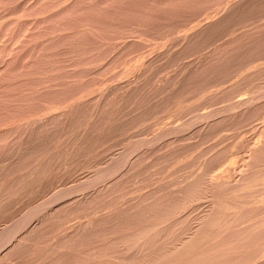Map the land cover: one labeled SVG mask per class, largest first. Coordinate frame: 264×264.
<instances>
[{"label": "rangeland", "instance_id": "1", "mask_svg": "<svg viewBox=\"0 0 264 264\" xmlns=\"http://www.w3.org/2000/svg\"><path fill=\"white\" fill-rule=\"evenodd\" d=\"M211 1V2H210ZM0 0V180L3 178V176H4V179H2L1 180V183H0V189L2 190V191H4V192H0V196L2 197V198H5V199H3L2 200V198L0 197V207H4V208H0V232L2 231V233H0V238L1 237H3V239L5 240V237L4 236H6V234L7 233H9V231H10V233H9V235L11 236L10 238L9 237H6V238H9V244H8V239H6L7 240V243L6 244H8L7 246H2V248L0 247V256L2 255V254H4L3 255V257L1 256L0 257V264L2 263V264H9V261H10V264L12 263V264H30L31 262V264H33V263H36V264H54L55 262H56V264H57V262H59L58 264H60L61 262V264H68L69 263V261H75V260H73V259H76V261H75V263L74 262H71L72 264L74 263V264H86L85 262H88L87 264H95V263H97V264H99L102 260H103V256L105 257V254L103 253V252H99L98 251V249H97V251L95 250H93V253L91 252V254H89V256H87V254L88 253H86V255L85 254H81V252H77V253H79V254H77L76 252H75V250H78V249H80L81 247H78L77 249H76V245L77 244H79V243H82V242H80V241H85V242H83V244L85 243V245L88 243V242H90V240H88V238H89V236H90V239L92 240V239H94L95 237H97V238H99L100 236H95V235H97V234H95L93 237H92V234H94L93 233V231H91V230H93L92 228H95V226H97V227H103L105 224L107 225H109L108 227H110V226H113V225H116L117 223H119V222H121L120 223V225L122 224V221H123V219H124V217L122 218V217H120V215H118L117 213H119V211H124L122 208L124 207L125 209H128L127 207L129 206L130 207V205L129 204H132L133 206H131V208H135V207H139L140 209V211H141V213H142V210H141V207L143 208V204H147V202L146 203H144V202H142L143 204H142V206H140V204H141V201L142 200H144V199H146L149 203L151 202V198L153 199V201H154V203H155V200L156 199H159V201L160 202H162V200H163V198H164V203L166 202L165 201V199L167 198L166 196L165 197H161L160 196V194L162 193H168L169 194V192H171V191H173V193L172 194H174V195H177V194H175V192L174 191H176V193L178 192V194H179V191H178V189L179 188H181V186H183L184 184H185V182L187 181V179H189V178H191L190 176L189 177H187V178H185V180L183 181V179H182V181H181V179H179L178 180V178H183V176L184 177H186V176H188V174L189 175H193V174H198V177L196 176V175H191L192 176V178L191 179H193V178H198V179H200L201 177L199 176L200 174V172L201 171H198V170H201L202 169V175L201 176H203V172H205L204 170H206V173L208 172V174H210V173H212V174H218L219 172H217L218 170L220 171V169L221 170H223V171H220L221 172V174L219 173V175H221V176H219V175H216V177H215V175H213V176H210V175H212V174H210V175H208L207 174V177H208V179H207V177L205 176V180L207 179V180H213L214 179V177H215V179L217 180V176H218V180L217 181H224L223 180V178H225V174L227 175L228 174V171H231V172H233V173H235V174H231V172H230V177L232 178V179H229L230 177H228L229 176V174L226 176V178L228 177V179L226 180V178H225V182L227 181L228 182V180H233V181H237V178H238V176L240 175V174H244V173H247V172H250V170L251 169H254L255 170V167L254 168H252L251 166H252V164L254 163V165H255V163H256V161H257V156L256 157H253L254 155H252V154H254V153H252V149L253 148H255V147H257L258 145L257 144H255L257 141L255 140V138L257 139V134L259 135L260 133H262L264 130H262V129H264V128H262V126L264 127V119L263 120H261V123L263 122V124H262V126L261 125H258L259 123H260V120L258 119V118H260V117H262V115H263V110L264 109H262L263 107H261V105L263 106V101H264V99L262 100V99H260V100H262V101H260L259 102V99L258 98H256L255 96H259L260 95V97L262 96V98H264V89L262 88V87H264V77H262V75L264 76V73H263V71H264V65H261V63H259V61L261 62V60L262 61H264V55H263V57H262V54H263V52H262V49L264 50V33H263V31H264V7H261V8H256V7H254V8H256V10L254 9V8H252V9H254V10H251V8L249 7L248 9H250V10H248L249 12L251 11V13L249 14V12H247V10L245 9H243V10H241V13H242V16L240 15L241 13H239V15H235V12H233L234 13V15H233V13H231L230 12V10H228V9H230L235 3H237V2H239V0H234V1H232V0ZM219 1V2H218ZM234 2V3H231V2ZM241 1V0H240ZM208 4H207V3ZM212 4V5H211ZM231 4V5H230ZM233 4V5H232ZM262 4H264V0H262V2H261V6H264V5H262ZM228 5V6H227ZM258 6H260V4L258 5ZM257 6V7H258ZM228 7V9H226ZM200 8V9H199ZM201 8H203V10L201 9ZM221 8V9H220ZM247 8V7H246ZM263 8V9H262ZM211 9V10H210ZM215 9V10H214ZM242 9V8H241ZM260 9H262V10H260ZM206 10V11H205ZM219 10H220V12H219ZM224 10H225V12L228 14V15H225L226 13L224 12ZM228 10V11H227ZM192 11V12H191ZM201 11V12H200ZM204 11V12H203ZM222 11V12H221ZM243 11V12H242ZM247 12L246 14H245V12ZM252 11H254V12H256L257 11V17L256 18H258V19H256V20H254V18H255V14L256 13H254V12H252ZM258 11H259V13H258ZM188 12V13H187ZM237 12H240V10L239 11H237ZM236 12V13H237ZM260 12L262 13L261 15H260ZM219 13V14H218ZM229 13H230V15H229ZM185 14H186V16H185ZM200 14V15H199ZM221 14V15H220ZM223 14V15H222ZM232 14V15H231ZM238 14V13H237ZM254 16H252V15ZM259 14V15H258ZM216 15V16H215ZM225 15V16H224ZM245 17H244V16ZM248 15H249V17H248ZM250 15H251V17H250ZM263 15V16H262ZM239 18H238V17ZM241 16V17H240ZM262 18H261V17ZM189 17V18H188ZM196 17V18H195ZM216 17H218V18H216ZM230 17V18H229ZM231 17H233V18H231ZM249 18V22L247 21V19ZM253 17V18H252ZM195 18V19H194ZM215 18V19H214ZM226 18V19H225ZM237 18H238V20H237ZM241 18V19H240ZM243 18H244V20H243ZM190 19H192V21L190 20ZM217 19V20H216ZM240 19V20H239ZM253 19V20H252ZM260 19H261V21H260ZM183 20H185V21H183ZM212 20V21H211ZM214 20V21H213ZM232 20H233V22L235 23H233L232 22ZM237 22H236V21ZM251 20L254 22V23H256V26L255 25H253L254 23L252 22L251 23ZM239 21V22H238ZM241 21H242V23H244L245 22V24H246V26H245V24L243 25V24H240V25H238L239 23H241ZM255 21H257V22H255ZM259 21H260V23H259ZM263 21V22H262ZM182 22H183V24H185V25H183L182 24ZM187 22V23H186ZM193 22V23H192ZM222 22H224V23H222ZM232 22V23H231ZM247 22H248V25H247ZM167 23H168V25H167ZM173 23V24H172ZM202 23V24H201ZM215 23V25L213 26L212 24H214ZM216 23H217V25H218V27H217V25H216ZM221 23V25H220V27H219V24ZM228 23V24H227ZM236 23H238L237 25H236ZM260 24H262V25H260V26H262L263 28H261L262 29V31H261V29H259V25ZM206 24H207V27H206ZM208 24H210V26L208 25ZM223 24V25H222ZM224 24H227L225 27H224ZM161 25V26H160ZM172 25H174V26H172ZM199 25V26H198ZM211 25H212V27H211ZM231 25V26H230ZM168 26V27H167ZM182 26V27H181ZM237 26H239L238 28H235V27H237ZM243 26H245V27H243ZM257 26H258V29L260 30H257ZM160 27V28H159ZM165 27V28H164ZM177 29H176V28ZM204 27H206V28H204ZM209 27V28H208ZM215 27H217L216 29H215ZM223 27V28H222ZM244 28V30H248V28L250 29L249 31H253L252 33L251 32H247V30H246V33H247V35H246V33L243 31V28ZM250 27H252V28H256V29H252V28H250ZM171 28V29H170ZM213 28L215 29V30H218V32L216 31V33H215V31H214V33H213ZM221 28V29H220ZM227 28V29H226ZM230 28V29H229ZM231 28H233L234 29V31H233V29H231ZM240 28V29H239ZM164 29V30H163ZM175 29V30H174ZM186 29V30H185ZM197 29V30H196ZM206 29V30H205ZM229 29V30H228ZM163 30V31H162ZM195 30V31H194ZM203 30H205V32H203ZM226 31V33H228V32H231V33H228V34H226L225 33V31ZM228 30V31H227ZM176 31V32H175ZM199 31V32H198ZM221 31V32H220ZM242 31V32H241ZM259 31V32H258ZM152 32V33H151ZM162 32V33H161ZM167 34H166V33ZM203 34H202V33ZM224 32V33H223ZM172 33V34H171ZM176 33V34H175ZM195 33V34H194ZM200 33H201V35H203V36H200ZM219 33H223V34H219ZM237 33H238V38H239V41H238V39L236 38L237 37ZM239 33H242V34H244V35H242V34H239ZM249 33V34H248ZM251 33V34H250ZM256 33L258 34V35H256ZM186 34V35H185ZM189 34L192 36V37H190V39H189ZM219 34V35H218ZM235 36H234V35ZM254 34H255V37H259L258 39L257 38H255L254 37ZM261 34V35H260ZM146 35V36H145ZM163 35V36H162ZM205 35V36H204ZM210 35H211V37H210ZM216 35V36H215ZM221 35V36H220ZM225 35V36H224ZM229 35V36H228ZM251 35V36H250ZM184 36H185V38H184ZM196 37L195 39L193 38V37ZM210 38H209V37ZM213 36V37H212ZM263 37V39H262V37ZM179 37H182V38H180L181 39V43H183V42H185V41H187L188 42V40H193L192 42V44H190V46H188L187 44L188 43H186V45L184 46V44H181L180 43V45L183 47H181V48H179L181 51H183V49H187L188 47H190V49H191V51H190V49H187L186 51H183L182 52V54L185 52L186 54H188L187 56L185 55V53H184V55L183 56H185L184 58H182L181 57V55L182 54H180L179 56H178V54L181 52L179 49H177V47L178 46H180V45H178L179 44V40H178V38ZM187 37H188V40H187ZM208 37V38H207ZM221 37V38H220ZM225 37V38H224ZM240 37H242V38H240ZM246 37L248 38V37H250V38H253V39H246ZM147 38V39H146ZM167 38V39H166ZM172 38H175L174 40L172 39ZM192 38V39H191ZM207 38V39H206ZM213 38V39H212ZM216 38V39H215ZM128 39V40H127ZM184 39H185V41H184ZM224 39V40H223ZM245 39V40H244ZM150 40V41H149ZM171 40V41H170ZM195 40H197L196 42H195ZM199 40V41H198ZM214 40V41H213ZM216 40V41H215ZM231 40V41H230ZM244 40V41H243ZM250 40V42L252 43V41L254 40V42L256 43V45L257 46H255V43L253 42L252 44L255 46H252V44H250V42H247V41H249ZM263 40V41H262ZM183 41V42H182ZM204 41V42H203ZM236 41H238L239 42V44H238V42H236ZM243 41V42H242ZM247 42V43H244V42ZM258 41L260 42V41H262L263 42V45L261 44V42H260V44L258 43ZM130 42V43H129ZM171 42V43H170ZM175 42V43H174ZM178 42V43H177ZM191 42V41H190ZM189 42V43H190ZM204 44H203V43ZM207 44H206V43ZM212 42L214 43L213 45H212ZM232 42V43H231ZM243 44V46L245 45V44H247V46L245 45L244 46V48L243 47H241L242 45H241V43ZM123 43V44H122ZM135 43V44H134ZM147 43V44H146ZM177 43V44H176ZM197 43V45L198 46H196L195 44ZM199 43H200V46H199ZM203 44V46H202V44ZM208 43L210 44V45H208ZM170 44H171V46H170ZM175 44H176V48L174 47H172V46H175ZM216 44V45H215ZM223 44V45H222ZM231 44V45H230ZM125 45V46H124ZM127 45V46H126ZM212 45V46H211ZM222 47H221V46ZM238 45V46H237ZM241 45V46H240ZM248 45H249V47H250V45L253 47V48H255L256 50H257V48H258V50L256 51L255 49H253L252 47H248ZM260 45H262V46H260ZM170 46V47H169ZM206 46V47H205ZM209 46V47H208ZM241 47V50H240V48H238V47ZM260 48H259V47ZM122 47V48H121ZM124 47V48H123ZM132 47V48H131ZM169 47V48H168ZM184 47H187V48H184ZM194 47V48H193ZM199 47V48H198ZM209 48L208 50H211V51H209L208 52V56L207 55H205L206 53H207V51H206V49L204 50V48ZM220 47V48H219ZM247 47V48H246ZM257 47V48H256ZM130 48V49H129ZM170 48H172V50L173 49H177L178 51H176V53H174L173 51L171 52V49ZM200 48L202 49L203 48V50L200 52ZM219 48V49H218ZM221 48H222V50H221ZM121 49V50H120ZM144 49V50H143ZM242 49H244V50H242ZM246 49H248V50H246ZM249 49H252V51L251 50H249ZM260 49V50H259ZM129 50V51H128ZM170 50V51H169ZM113 51V52H112ZM120 51V52H119ZM128 51V52H127ZM169 51V52H168ZM193 51H195L196 52V54L195 55H189V53L191 52V54L193 53H195V52H193ZM203 51H205L204 53H202ZM215 51V52H214ZM219 53H218V52ZM224 51V52H223ZM227 51H229V52H227ZM242 51V52H241ZM250 52V54H247V53H249ZM129 54H127V53ZM148 52V53H147ZM197 52H199V53H197ZM213 52V53H212ZM222 52V53H221ZM231 52V53H230ZM235 52V53H234ZM244 52V53H243ZM246 52V53H245ZM253 52V53H252ZM261 52V54L260 55H258L259 53ZM165 53H167V55L168 56H166V54ZM169 53V54H168ZM171 53H173V54H171ZM178 53V54H177ZM225 53H227L226 55H225ZM228 53H230V54H228ZM243 53V55H241ZM252 53V54H251ZM255 53V54H254ZM115 54V55H114ZM121 54V55H120ZM135 54H136V56H135ZM160 54H161V56H160ZM162 54H164L166 57H168V59L166 58V60L164 61L162 58L164 57ZM174 54H175V56H174ZM199 54V55H198ZM201 54V55H200ZM203 54H204V56H203ZM231 54H233L231 57H229V55H231ZM234 54H235V56H234ZM245 54V55H244ZM126 55V56H125ZM132 57H131V56ZM214 57H212V56ZM224 55L228 58V60H227V58L226 57H224ZM250 55H252L251 57H250ZM254 55H257V57L256 56H254ZM123 56V57H122ZM163 56V57H162ZM173 56H174V58H173ZM177 56H178V58H177ZM201 56V57H200ZM222 56V57H221ZM238 58H237V57ZM245 56V57H244ZM256 57L255 59H253L254 57ZM258 56H261L262 57V59L260 58V57H258ZM141 57V58H140ZM160 57H161V59H160ZM179 57H180V59H179ZM203 57V58H202ZM204 57H206L207 59H205ZM209 57V58H208ZM217 57H219L218 59H217ZM233 57V58H232ZM236 57V58H235ZM244 57V58H243ZM248 57V58H247ZM133 58V59H132ZM164 58V59H165ZM191 58H193V59H191ZM199 60H197V59ZM220 58H221V60H220ZM225 60H224V59ZM229 58H231V59H229ZM240 58V59H239ZM253 59L252 61L250 60V59ZM137 59V60H136ZM143 59H144V62H143ZM214 59V60H213ZM216 59V60H215ZM223 59V60H222ZM234 59H237L236 61L234 60ZM238 59L240 60V61H238ZM242 59V60H241ZM246 59V60H245ZM257 59V60H256ZM260 59V60H259ZM115 60V61H114ZM124 60V61H123ZM160 60V61H159ZM184 60H186V61H184ZM195 60H196V62H195ZM201 60H203V62L201 61ZM205 60V61H204ZM211 60V61H210ZM234 60V61H233ZM247 60H249L248 62H245V61H247ZM257 62H256V61ZM120 61H122V62H120ZM147 61V62H146ZM164 63H162V62ZM169 61V62H168ZM183 63H181V62ZM213 61V62H212ZM218 61V62H217ZM227 62L228 64H230V66H231V69H229L230 68V66L228 65L227 66V63L226 64H223V62ZM241 61H243V68L245 69V67H246V69L244 70L242 67H240V64H241ZM109 62V63H108ZM172 62V64H170ZM185 62L187 63V65H185V67H183L184 66V64H185ZM196 63V64H194V63ZM198 62V63H197ZM202 62V63H201ZM215 62V63H214ZM220 62V63H219ZM234 62H236L237 63V65H236V63L234 64ZM253 62V63H252ZM99 63H104V64H99ZM161 63V64H160ZM192 63V66L191 65H189V64H191ZM240 63V64H239ZM248 63V64H247ZM117 64V66L115 67V65ZM118 64H119V66H118ZM167 64V65H166ZM202 64V65H201ZM205 64V65H204ZM211 64V66H213V67H211V66H209ZM218 64V65H217ZM221 64V65H220ZM224 66H223V65ZM231 64H234V65H231ZM255 64H258L259 66H257L256 65V67H258L259 69H257L256 67H254V65ZM262 64H264V63H262ZM107 65V66H106ZM112 67H111V66ZM143 65H145V66H143ZM160 65V66H159ZM163 65V66H162ZM165 65V66H164ZM168 65H169V67H168ZM172 65V66H171ZM248 67H247V66ZM250 65H252V67L254 68H250L251 66ZM121 66V67H120ZM161 66L163 67V69L161 68ZM194 69H192L191 67ZM198 66V67H197ZM217 66V67H216ZM219 66H220V68H221V72H222V74L224 75H222L220 72H217V68H219ZM222 66V67H221ZM236 66V67H235ZM261 66H263V69L262 68H260ZM119 67V68H118ZM131 67V68H130ZM145 67V68H144ZM166 67H168V68H165ZM171 67V68H170ZM191 69H189V68ZM196 67V68H195ZM224 67H226V68H224ZM239 67H240V69H239ZM103 68V69H102ZM114 68H116L115 70H113ZM144 68V71L142 70ZM172 68L173 69H175V70H172ZM181 68V69H180ZM187 68V69H186ZM202 68V69H201ZM209 68H211L212 69V73H211V71H210V69ZM214 68V69H213ZM220 68L218 69V71H220ZM224 68V69H223ZM235 70H234V69ZM95 69V70H94ZM107 69V70H106ZM136 69V70H135ZM161 69V70H160ZM165 69V71H163ZM170 69V70H169ZM183 69H185V70H183ZM189 69V70H188ZM200 69H201V71H200ZM207 69V70H206ZM223 69V70H222ZM225 69H226V71H229V72H226L225 73ZM236 69H238V70H236ZM243 69V70H242ZM248 69V70H247ZM253 69V70H252ZM255 69H257L259 72H261L262 74H261V77L263 78L262 80L260 79V78H258L256 75L255 76H253V77H257L255 80L253 79V80H251V78H253V77H251V76H249V74L251 75V74H254V73H257L258 71L257 70H255ZM111 70V71H110ZM173 72H175V75L174 76H172V71ZM177 70H179V71H177ZM182 70V71H181ZM186 70L188 71L187 73H186ZM209 70V71H208ZM233 70V71H232ZM253 71L254 72V70L256 71V72H254V73H246L248 76H249V79H250V81H252V82H250L249 81V79H247L249 82H247V80L246 79H242V78H244V76L246 75L245 74V72H248V71ZM183 71H185V72H183ZM204 71H205V74H204ZM223 71H224V73H223ZM239 72V73H236V72ZM127 72V73H126ZM161 72H163V73H161ZM169 72V73H168ZM180 72V73H179ZM191 74H190V73ZM194 72V73H193ZM201 73V75L199 76V74ZM202 72H203V74H202ZM209 73L210 75L208 76L207 75V73ZM217 72V73H216ZM95 73V74H94ZM112 73V74H111ZM114 73V74H113ZM131 73V74H130ZM142 73V74H141ZM147 73V74H146ZM178 73V74H177ZM214 73H216V75L214 74ZM222 75H220V74ZM228 73H229V75H228ZM235 73H236V76H235ZM242 73V74H241ZM102 74V75H101ZM139 74V75H138ZM141 74V75H140ZM159 74H160V76H159ZM180 74V75H179ZM187 76H186V75ZM212 74L215 76H213L212 77ZM219 74V75H218ZM238 74V75H237ZM110 75V76H109ZM150 75V76H149ZM167 75V76H166ZM179 75V76H178ZM225 75H227L228 77H226ZM234 75V76H233ZM242 75H244V76H242ZM103 76V77H102ZM114 76V77H113ZM117 78H116V77ZM122 76V77H121ZM138 76V78H136ZM162 76V77H161ZM181 76V77H180ZM185 76H186V78H185ZM202 76H203V78H202ZM206 76H208L207 78H205ZM240 76L242 77V78H240ZM247 76V77H248ZM102 77V78H101ZM112 78V81H111V78ZM121 77V78H120ZM142 78V79H144V80H140L139 78ZM169 77V78H168ZM181 78L182 79V77H183V79L180 81L178 78ZM191 77V78H190ZM212 77V78H211ZM218 78L219 80H215V78ZM223 77H224V79H223ZM226 77V78H225ZM231 77H233V78H231ZM236 79H235V78ZM237 77H239V78H237ZM246 77V76H245ZM246 77V78H247ZM99 78V79H98ZM163 78H164V80H163ZM167 78V79H166ZM172 78V79H171ZM175 78H177V80H178V82H177V80L175 79ZM220 78H222V80L220 79ZM147 81H149V83L148 82H146V80ZM198 79V80H197ZM199 79H200V81H201V79H204V80H207L206 82L204 81V80H202L201 82H199ZM239 79V80H238ZM245 81L243 84L242 83H240V82H238V81ZM259 79V81H257ZM96 80H97V82H96ZM107 82H106V81ZM108 80H109V82H108ZM169 82H168V81ZM173 82V80H175V82H173L172 84L170 83L171 81ZM209 80H211V82L209 81ZM230 80H231V82H233L234 84H230L231 82H230ZM236 80H238L237 82L239 83L238 85L239 86H241L240 88H239V86L237 85V82H235ZM103 81H104V83H103ZM124 81V82H123ZM134 81V82H133ZM135 81H136V83H135ZM142 83H140V82ZM144 81V82H143ZM194 81V82H193ZM199 83H201L200 85H198V82ZM206 83L205 85L206 86H204V82ZM210 83H209V82ZM217 81V82H216ZM219 81H221V82H219ZM254 81V82H253ZM256 81H257V83H256ZM188 84H186V83ZM224 83V85H223V83ZM247 82V83H246ZM135 85H134V84ZM144 83H147V85L146 84H144ZM185 83V85H187V86H184L183 84ZM207 83H209V85L207 84ZM215 83V84H214ZM218 85H217V84ZM220 83V84H219ZM221 83H222V85H221ZM227 85H226V84ZM229 83V84H228ZM258 83H259V85H258ZM263 83V84H262ZM101 84V85H100ZM124 84V85H123ZM127 84V85H126ZM140 84V85H139ZM152 84H153V86H152ZM169 84H171V85H169ZM179 85V86H177V85ZM195 84V85H194ZM198 86H200L199 87V89L203 92H201L200 90H197V93L198 94H195L194 93V90H196V88H198L197 87V85ZM249 84V85H248ZM253 84H255V86L253 85ZM114 87H113V86ZM120 85V86H119ZM123 85V86H122ZM144 85V86H143ZM169 85V86H168ZM174 85V86H173ZM175 85H176V87H175ZM181 85V86H180ZM221 85V86H220ZM233 85V86H232ZM258 85V86H257ZM262 87H261V86ZM143 89H141L140 87ZM145 86H147V89H145L146 90V92H145V90H144V88H145ZM151 86V87H150ZM172 86V87H171ZM209 86V87H208ZM217 86V88H215ZM220 86V87H219ZM228 86H231V87H228ZM238 86V87H237ZM246 86H248V87H246ZM250 86H251V90H250ZM100 87V88H99ZM170 87V88H169ZM186 87H187V89H186ZM202 87V88H201ZM204 87V88H203ZM207 89H206V88ZM214 89H213V88ZM252 87H253V89H252ZM255 87H257V89L259 88V90H257V89H255ZM96 88H98V89H96ZM176 88H177V90H176ZM185 88V89H184ZM191 89L193 92H190L191 90H189V89ZM195 88V89H194ZM212 88V89H211ZM221 89L220 90V92L222 91V93H219V90L218 89ZM227 88V89H226ZM241 88H243L242 90H241ZM249 88V89H248ZM96 89V90H95ZM129 91H128V90ZM139 89H140V92H139ZM170 89H173L172 91L170 90ZM203 89H205V90H203ZM226 89V90H225ZM230 89V90H229ZM99 90V91H98ZM125 90V91H124ZM182 90V91H181ZM215 92H214V91ZM235 92H234V91ZM245 91V93H244V91ZM95 91V92H94ZM170 91V92H169ZM174 91V92H173ZM184 91H186V92H184ZM201 93H200V92ZM209 91V92H208ZM226 91V92H225ZM232 91V96L234 95L235 96V98H234V96L233 97H230L231 96V94H230V92ZM238 92V95L236 94L237 92ZM240 91H242V92H240ZM257 91V92H256ZM99 92V93H98ZM128 92V93H127ZM133 92V93H132ZM148 93V94H146L145 95V93ZM150 92V93H149ZM176 92V93H175ZM184 92V93H183ZM189 92V93H188ZM253 92H255V93H253ZM263 92V93H262ZM96 93V94H95ZM116 93H118V94H116ZM124 93V94H123ZM132 93V95L133 96H135V97H133L132 95H130ZM142 95H141V94ZM154 94V95H152V94ZM170 93V94H169ZM174 93V94H173ZM178 93V94H177ZM192 93L193 94H195L194 96H195V98H197V99H195L194 98V96H191L192 95ZM200 93V94H199ZM211 94V96L209 95V94ZM215 95H214V94ZM218 95H217V94ZM227 93H229L227 96H225ZM240 93V94H239ZM250 93V94H249ZM253 93V94H252ZM257 93H261V94H257ZM94 94V95H93ZM114 94V95H113ZM123 94V95H122ZM137 94V95H136ZM151 94V95H150ZM165 94L168 96V94H169V96L167 97V96H165ZM173 94V95H172ZM186 94V95H185ZM187 94H191L190 96L189 95H187ZM204 94V95H203ZM243 94V95H242ZM257 94V95H256ZM263 94V95H262ZM78 95H80V96H78ZM124 95H126V96H124ZM148 96L147 98L149 99L150 97L153 99H147V98H143V96ZM164 95V96H163ZM201 95V96H200ZM208 95V96H207ZM222 95V96H221ZM248 95V96H247ZM73 96H75L74 98H73ZM144 96V97H145ZM150 96V97H149ZM178 96V97H177ZM180 96V97H179ZM188 96L189 97H191V99L190 98H188ZM198 96V97H197ZM205 96H207V97H205ZM210 96V97H209ZM123 97H125V99L124 100H122V98ZM154 97V98H153ZM164 98V100H163V98ZM128 98L130 99L129 101L131 102V103H129V101H128ZM132 98V99H131ZM189 99V101H188V99ZM200 98V99H199ZM201 98H202V100H201ZM206 100H205V99ZM221 98H222V100H221ZM239 98H243L244 100H242L243 102L244 101H248V99H249V104H250V101H251V103L253 102L254 103V101H252V100H250V99H252L253 98V100H254V98H256L258 101H256V99H255V105H256V103L258 102V104L260 103L261 105H259V107L260 108H258V109H262V112H261V116L258 114V113H260V112H258V111H261V110H258L257 108H254V104H252L251 106L254 108V109H252V107L251 106H248V103L247 104H245V105H241L240 106V104L238 103V102H242V101H240L241 99H239ZM248 98V99H247ZM107 99V100H106ZM134 99V100H133ZM137 99V100H136ZM143 99H147L146 101L145 100H143ZM172 99V100H171ZM184 99H186V100H184ZM227 99H229V100H227ZM233 99H236V101L235 100H233ZM247 99V100H246ZM110 102H109V101ZM195 100V101H194ZM197 100V101H196ZM211 100V101H210ZM226 102H225V101ZM67 101V102H66ZM134 102V104H133V102ZM136 101H137V103H136ZM139 101V102H138ZM149 101H152L151 103L149 102ZM155 103H154V102ZM177 101V102H176ZM181 101V102H180ZM194 101V102H193ZM207 101V102H206ZM217 101V102H216ZM227 101H228V105H227ZM118 102H121L120 103V105H119V103ZM148 103L149 102V105L151 106H148L146 103ZM158 102V103H157ZM198 102V103H197ZM215 102V103H214ZM235 102V103H234ZM76 103V104H75ZM128 103V104H127ZM153 103V104H152ZM176 103V104H175ZM263 103V104H262ZM63 104V105H62ZM65 104V105H64ZM113 104V105H112ZM124 104V105H123ZM130 104V105H129ZM178 104V105H177ZM189 104V105H188ZM195 104V105H194ZM216 104V105H215ZM244 104V103H243ZM257 104V105H258ZM110 105H112V106H110ZM115 105V106H114ZM135 105H137L138 106V108H137V106H135ZM139 105L141 106V108L139 107ZM156 106V107H154L153 108V106ZM197 105V106H196ZM228 107H227V106ZM232 105V106H231ZM237 105H239V106H237ZM256 105V106H257ZM114 106V107H113ZM119 106V107H118ZM130 106V107H129ZM184 106V107H183ZM205 106V107H204ZM222 106V107H221ZM243 106V107H242ZM255 106V107H256ZM67 107H68V110H67ZM128 107V108H127ZM134 107H136L141 113H138V110L136 109V108H134ZM143 107V108H142ZM182 107H183V110H182ZM210 107V108H209ZM224 107H225V109H224ZM246 107H249V108H246ZM123 108L126 110H123ZM130 108H133V109H130ZM160 110H159V109ZM197 108V109H196ZM198 108H199V110H198ZM243 109V108H246V110H248L247 112H246V110L244 109V113L246 112V113H248V114H250V118L248 117L249 115H247V117H245V115H246V113L244 114L240 109ZM135 109H136V111H135ZM142 111H141V110ZM154 109V110H153ZM158 109V110H157ZM165 109V110H164ZM186 109V110H185ZM202 109V110H201ZM210 109H213V110H211L210 111ZM223 109V110H222ZM229 109V110H228ZM250 109H252L251 111H250ZM62 110V111H61ZM71 110V111H70ZM128 110V111H127ZM131 110V111H130ZM134 110V111H133ZM192 110V111H191ZM194 110H195V112H194ZM197 110V111H196ZM208 110V111H207ZM215 110H216V112H215ZM218 110V111H217ZM221 110V111H220ZM235 112H233V111ZM238 110V111H237ZM255 110H258L257 111V114L260 116V117H258V115H256L255 113H256V111ZM65 111V112H64ZM74 111V112H73ZM76 111V112H75ZM90 111V112H89ZM124 111V112H123ZM133 111V112H132ZM147 113H146V112ZM168 111V112H167ZM175 111V112H174ZM225 111H227V113H228V111H229V113L228 114H225L226 112ZM70 112H71V114H70ZM118 112V113H117ZM126 112V114H127V116H126V114H124ZM128 112V113H127ZM130 112V113H129ZM145 112V113H144ZM163 112V113H162ZM196 112H198V114L196 113ZM204 112V113H203ZM213 112H215L216 113V115H215V113L213 114ZM166 113V114H165ZM196 113V116L197 117H194V118H192L193 116H195L194 114ZM200 113V114H199ZM220 113H222V115L220 114ZM230 113H232L231 115H230ZM240 113H243V114H240ZM61 114V115H60ZM94 114V115H93ZM109 114H111V115H109ZM141 114V115H140ZM144 114V115H143ZM149 114V115H148ZM159 114V115H158ZM188 114V115H187ZM203 114V115H202ZM207 114V115H206ZM211 114H213V115H211ZM234 114V116L233 117H235L237 114V117L236 118H234V119H236L235 120V122L233 121V120H231L232 119V115ZM236 114V115H235ZM67 116V118H66V116ZM77 115V116H76ZM192 115V116H191ZM231 116V119H229V121H231V123L233 122L234 123V125L236 126H234L233 127V129L230 127V129H229V125L230 126H232L231 125V123L230 122H228V123H226V126H224L223 127V125H225V119L223 118V117H225V116ZM239 115H241V118H240V116ZM252 115V116H251ZM84 116V117H83ZM109 116V117H108ZM117 118H116V117ZM149 116V117H148ZM150 116H151V118H150ZM200 116V117H199ZM202 116H204V117H202ZM207 116V117H206ZM213 116V117H212ZM214 116H215V118H214ZM219 116H220V118H222V120L224 121V122H221V121H219ZM228 116L227 117H225L226 119L228 118ZM244 116V117H243ZM254 116H257V117H254ZM59 117V118H58ZM62 117V118H61ZM127 117V118H126ZM141 117H143V118H141ZM145 117V118H144ZM148 117V118H147ZM163 117V118H162ZM185 117H187V118H185ZM206 117V118H205ZM252 117V118H251ZM263 117H264V115H263ZM262 117V118H263ZM84 120H83V119ZM114 118V119H113ZM120 118V119H119ZM138 118H140V119H138ZM190 118V119H189ZM196 118V119H195ZM208 118V121L207 120H205V119H207ZM261 118V119H262ZM48 119V120H47ZM99 119V120H98ZM116 119V120H115ZM137 119V120H136ZM153 119V120H152ZM192 119V120H191ZM214 119H215V121H214ZM241 119H244V122H242L243 120H241ZM90 120V121H89ZM122 120V121H121ZM140 120H144V121H140ZM186 120V121H185ZM199 120V121H198ZM218 120V121H217ZM249 120V121H248ZM255 120V121H254ZM256 120H258V122L256 121ZM49 121V122H48ZM78 121V122H77ZM113 121V122H112ZM117 121L118 122H124V124H125V126H123L124 124H122V123H120V125H119V123H117ZM136 121V122H135ZM147 121V122H146ZM212 121H213V123H212ZM249 123H248V122ZM250 121H251V123H250ZM27 122V123H26ZM105 124H104V123ZM138 122L140 123V125L138 126ZM143 122H144V124H143ZM151 122V123H150ZM218 122H221L222 123V125H219L218 124ZM242 122V123H241ZM246 122V124H244ZM254 122H257V123H255L254 124ZM79 123H80V125H79ZM87 125H86V124ZM117 124L116 125V127H115V125H112V124ZM148 123H150V125L148 124ZM157 123V124H156ZM200 123V124H199ZM204 123H207V124H204ZM214 123H216L215 124V126H216V129H218L219 131H220V133H219V131L218 130H216V129H214V126L213 125H211V124H214ZM224 123V124H223ZM230 123V124H229ZM232 123V124H233ZM241 123V124H240ZM247 123H248V125H247ZM260 123V124H261ZM19 126H18V125ZM23 124V125H22ZM28 124V125H27ZM56 124V125H55ZM96 124V125H95ZM101 124H102V127L103 128H101ZM107 124H109L108 126H107ZM121 124H122V127H121ZM126 124H127V126H126ZM208 124H210V125H208ZM227 124H228V127H227ZM238 126H237V125ZM239 124H240V126H239ZM242 124H243V127H242ZM254 124V125H253ZM25 125V126H24ZM85 125V126H84ZM89 125H90V127H89ZM111 125V126H110ZM144 125V126H143ZM149 126V127H147V126ZM218 125H219V128H217L218 127ZM246 125V126H245ZM250 125V126H249ZM256 125V126H255ZM54 126H55V128H54ZM78 126V127H77ZM111 127V129H109L110 127ZM142 126V127H141ZM179 126V127H178ZM205 126V127H204ZM210 126H212L211 128H210ZM221 126V127H220ZM254 126H255V128H254ZM80 127H82V128H80ZM98 128L99 130H95L96 128ZM100 127V128H99ZM105 127V128H104ZM107 127V128H106ZM121 128V129H119V128ZM145 127V129H143ZM147 127V128H146ZM178 127V128H177ZM180 127L182 128V129H180ZM185 127V128H184ZM198 127H199V129H198ZM225 127H227V128H225ZM251 127V128H250ZM5 128V129H4ZM78 128H80V129H78ZM91 128V129H90ZM92 128H94V129H92ZM115 128V129H114ZM117 128V129H116ZM151 130H150V129ZM185 130H184V129ZM203 128H204V130H203ZM206 128V129H205ZM208 128H210V129H208ZM220 128H223L224 130H226V131H223V129L221 130ZM235 128H237V129H239V130H237V129H235ZM244 128V129H243ZM252 128H254V129H252ZM257 128V130H255ZM16 131H15V130ZM46 129V130H45ZM49 129V130H48ZM104 129V130H103ZM175 129H177V130H175ZM187 129H189V131L187 130ZM194 129V130H193ZM201 129V130H200ZM260 129V130H259ZM78 130V131H77ZM85 130H87V133L86 134H84L86 131ZM92 130H95V132H92ZM106 130V131H105ZM109 130H110V132H109ZM118 130V131H117ZM122 130H124L125 132L123 133H121V131ZM142 130V131H141ZM187 130V131H186ZM195 130H197V131H195ZM200 132H199V131ZM203 130V131H202ZM231 130H234V132H232ZM236 130H237V132H236ZM244 130H246V131H244ZM19 131V132H18ZM31 131V132H30ZM38 132V133H36V132ZM81 131H82V133H81ZM102 132V134L104 133V132H109V137H108V135H106V133H104L103 134V137H102V135H99V136H101L102 137V140L103 141H101V137H96L95 135H98L99 133H97V132ZM173 131H174V133H173ZM180 131V132H179ZM183 131L185 132V133H183ZM209 131V132H208ZM244 131V132H243ZM255 131V132H254ZM27 132V133H26ZM34 132V133H33ZM43 132V133H42ZM46 132V133H45ZM57 132V133H56ZM84 132V133H83ZM117 132V133H116ZM127 132V133H126ZM148 132V133H147ZM162 132H167L166 134H164V136H165V138H163L162 139V137H158V136H160L161 134H162ZM187 132H189V133H187ZM197 133V136L195 135L196 133ZM208 132V133H207ZM222 132H224L223 134H222ZM227 132H229V133H231L230 135H228V134H226ZM245 132H247L246 134H245ZM251 132H253V133H251ZM22 133V134H21ZM91 133H94V134H91ZM96 133V134H95ZM116 133V134H115ZM120 133V134H119ZM160 133V134H159ZM172 133V134H171ZM193 133H195V134H193ZM199 133V134H198ZM202 133L203 134H208L210 137H213V139H210L208 136L206 137V135H203V136H205L204 137V139H203V137H202V140H200L201 138V135H202ZM233 133V134H232ZM235 133H237V135L235 134ZM244 133V134H243ZM257 133V134H256ZM17 134V135H16ZM72 134V135H71ZM77 134V135H76ZM101 134V133H100ZM114 134H115V136H114ZM172 136H171V135ZM187 134V136L188 135H190V136H185ZM221 134V135H220ZM235 134V138L233 137V135ZM250 134H251V136H250ZM263 134H264V132H263ZM263 134H262V136H263ZM6 135V136H5ZM62 135V136H61ZM85 136V137H83V136ZM107 136L108 137V139H106L105 138V136ZM127 135V136H126ZM132 135V136H131ZM146 135V136H145ZM168 137H167V136ZM195 135V136H194ZM228 135V136H227ZM245 135V136H244ZM247 135V136H246ZM255 135V136H254ZM64 136H65V138H64ZM66 136H68V137H66ZM72 136V137H71ZM78 136V137H77ZM94 136V137H93ZM125 136L127 137V139L125 138ZM162 136H163V134H162ZM184 136H185V138H184ZM193 137V138H190V137ZM243 136V137H242ZM257 136V137H256ZM260 136H261V134H260ZM260 137V139H261V141H260V143L263 141L262 139L264 138V136L263 137ZM7 137V138H6ZM71 137V138H70ZM80 137H81V139H80ZM90 137V140L88 139ZM122 137V138H121ZM124 137V138H123ZM135 137H137V138H135ZM188 139H190L191 141H193V143L190 141V140H188ZM226 137V138H225ZM233 137V138H232ZM236 137H238L237 139H236ZM246 139H245V138ZM22 138V139H21ZM54 138V139H53ZM64 138V140H62ZM69 138V139H68ZM92 138V139H91ZM98 138V141L96 140ZM104 138V139H103ZM129 138V139H128ZM139 138V139H138ZM159 138H161V140H159ZM169 138V139H168ZM173 138H174V140H173ZM205 138H207V141L205 140ZM229 138H231L230 140L232 141V142H234V140L236 139V141L234 142V144L236 143H238V146L235 144H231V141H229L228 139ZM245 140H244V139ZM249 138V139H248ZM252 138V139H251ZM43 139V140H42ZM51 139V140H50ZM65 139L67 140L66 142H62V141H65ZM80 139V140H79ZM83 139V140H82ZM87 139V141H85ZM94 139V140H93ZM116 139V140H115ZM125 139V140H124ZM136 139H137V141H136ZM154 139V140H153ZM175 139H177L176 141H175ZM186 139V140H185ZM199 141V142H197L198 144H195L196 143V141ZM199 139V140H198ZM208 139H209V141H208ZM259 139V138H258ZM60 140V141H59ZM68 140H69V143H68ZM93 140V141H92ZM114 140H115V142H114ZM121 140V141H120ZM123 140V141H122ZM128 140H130L131 141V143H130V141H128ZM133 140V141H132ZM139 140V141H138ZM168 140H170V141H168ZM171 140H173L172 142H171ZM205 140V141H204ZM216 140V141H218V140H222V142L221 141H218V142H216V143H218V144H215V142L214 141ZM228 140V141H227ZM239 140V141H238ZM247 140V141H246ZM251 140V141H250ZM253 140H255L256 142L255 143H252V141ZM29 141V142H28ZM40 141V142H39ZM48 141H50V142H48ZM52 141V142H51ZM72 141H73V144H72ZM77 142V143H75V142ZM82 141H84L83 143H87L88 141L90 142H88V144L86 145H84L83 143H82ZM94 141H95V143H94ZM104 141H105V144H104ZM106 141H107V143H106ZM112 141V142H111ZM135 141V142H134ZM142 141H143V143H142ZM146 141V142H145ZM152 141V142H151ZM162 141V142H161ZM175 141V142H174ZM178 141V142H177ZM187 141V142H186ZM190 141V142H189ZM202 142V145H204V146H202L201 145V142ZM214 142V144H212V143H210V142ZM259 141L257 142L258 144H260L259 143ZM27 142V143H26ZM59 142V143H58ZM62 142V143H61ZM100 142H102V144L100 145ZM115 144H114V143ZM127 142V143H126ZM128 142H129V144H128ZM138 142H139V144H138ZM167 142V146H166V143ZM177 142V143H176ZM181 142H182V144H183V146H181L182 144H181ZM206 142H207V144H206ZM221 144H220V143ZM248 142H251L255 147H253V146H251L252 144L251 143H248ZM24 143V144H23ZM43 145H42V144ZM50 143V144H49ZM71 143V144H70ZM97 143V144H96ZM111 143V144H110ZM113 143V144H112ZM124 143H125V145H124ZM140 143H141V146H140ZM190 143V144H189ZM209 143V144H208ZM240 143V144H239ZM242 143V144H241ZM31 144V145H30ZM35 144H37V145H35ZM59 144H61V145H59ZM77 144H78V146H77ZM91 144V145H90ZM121 146H120V145ZM131 144V145H130ZM138 144V145H137ZM160 144V145H159ZM169 144V145H168ZM173 144V145H172ZM176 144V145H175ZM177 144H179V145H177ZM181 144V145H180ZM195 144V145H194ZM200 144V145H199ZM231 144V145H230ZM247 147H245L244 145ZM249 144H251V145H249ZM263 144V146H264V141H263V143H261V145ZM25 145V146H24ZM52 145V146H51ZM64 145V146H63ZM69 145H70V147H69ZM71 145H72V147H71ZM82 145V146H81ZM94 145V146H93ZM106 145H108V146H106ZM112 145H114V146H112V148L114 149L115 147V149L114 150H112V148H111V146ZM116 145V146H115ZM122 145H124V146H122ZM126 145H127V147H126ZM137 148H135L134 146ZM196 145H198V146H196ZM209 145H211V146H209ZM214 145H216V146H219L218 148H216V146L214 147ZM232 145H234V147L232 146ZM240 145H243L244 146V148L246 149V152L245 151H243V150H245V149H243V148H240L239 150L241 151V153H239L240 151H238V149H236V148H238V147H243V146H240ZM260 145V146H261ZM11 146V147H10ZM55 146V147H54ZM62 147V148H60V147ZM74 146V147H73ZM77 146V147H76ZM80 146H81V148H80ZM89 146L91 147V146H93L94 148H90L89 149ZM97 148H96V147ZM103 146V147H102ZM110 146V147H109ZM135 148H133V147ZM156 146H158L157 147V149H155L156 148ZM163 146H165V148L163 147ZM172 148H171V147ZM175 146V147H174ZM178 146V147H177ZM193 146H196L195 148L193 147ZM206 146V147H205ZM209 146V147H208ZM230 146V147H229ZM8 147V148H7ZM25 147V148H24ZM31 147V148H30ZM68 147H69V149H68ZM98 147H100V149L98 148ZM106 147H108V150L107 149H105ZM123 147V148H122ZM167 147V148H166ZM202 147V148H201ZM213 149H212V148ZM251 147H253L252 149H251ZM2 148H3V150H2ZM12 148V149H11ZM36 148V149H35ZM54 148H58L57 150L56 149H54ZM66 148V149H65ZM84 148V149H83ZM91 151L92 150V152H90L88 149ZM104 148V150H102ZM128 148V149H127ZM129 148H131L132 149V153H130V150L131 149H129ZM140 148V149H139ZM161 148V149H160ZM165 149V150H162V149ZM169 148V149H168ZM174 148H175V152L174 151H171V152H169L170 151V149H173L174 150ZM179 148H181V150L179 149ZM184 148H185V150L187 151V153H186V151L184 150ZM193 148V149H192ZM197 148V149H196ZM198 148H200V149H198ZM209 148V149H208ZM235 148V149H234ZM15 149V150H14ZM31 149V150H30ZM62 149V150H61ZM73 149V150H72ZM95 149H96V152H95ZM123 149H124V151H126V152H124L123 151ZM152 149V150H151ZM153 149L154 150H158L157 152L156 151H154L153 152ZM166 149H168V151H166ZM176 149H177V151H176ZM190 151H189V150ZM213 151H212V150ZM214 149H215V151H214ZM226 149V150H225ZM27 150V151H26ZM29 150V151H28ZM35 150V151H34ZM47 150V151H46ZM59 150H61V154H60V152H59ZM67 150H68V152H67ZM85 150H88L87 151V153H86V151ZM101 150V152H99ZM105 150H106V152L108 151V152H110L109 154H108V152L106 153L105 152ZM110 150V151H109ZM118 150V151H117ZM124 152H122V151ZM127 150H128V152H127ZM133 150H134V152H133ZM182 150H184L183 151V153L181 152ZM195 150V151H194ZM199 152H198V151ZM202 150H204V154L201 152ZM221 150V151H220ZM228 150V151H227ZM236 150V151H235ZM254 150V149H253ZM4 151V153H2ZM26 151V152H25ZM43 151V152H42ZM52 151V152H51ZM76 151V152H75ZM78 151V152H77ZM81 151V152H80ZM153 153H152V152ZM179 151H180V153H179ZM234 151L236 152L235 154H234ZM32 152V153H31ZM42 152V154L41 155H39L40 153ZM47 152V153H46ZM48 152H50V153H48ZM55 152V153H54ZM56 152H58V153H56ZM65 153V154H62V153ZM71 152V153H70ZM103 152V153H102ZM119 152V153H118ZM146 152V153H145ZM158 152H160L159 154H158ZM161 152H163V154L161 153ZM169 152V153H168ZM197 152V153H196ZM212 154H211V153ZM219 152H221L222 154H220V155H218V153ZM227 152V153H226ZM44 153V154H43ZM54 153V154H53ZM69 153V154H68ZM96 153V154H95ZM102 153V154H101ZM117 153V154H116ZM126 153H127V155H126ZM164 153H166V154H164ZM173 154L172 156L173 157H171L170 158V156H171V154ZM199 153H202V155L204 156H202L201 154H199ZM215 153H216V155H215ZM233 153V154H232ZM239 153V154H238ZM244 153V154H243ZM38 156H37V155ZM48 155V156H46V155ZM51 154H52V156H51ZM56 154V155H55ZM57 154H59V156L57 155ZM68 154V155H67ZM90 154H92L93 156L91 157V155ZM95 154V155H94ZM98 154V157L96 158V157H94V156H96ZM112 154V155H111ZM123 156V157H126V158H123L121 155ZM130 154V155H129ZM137 154H139V155H137ZM144 156H143V155ZM155 154V155H154ZM156 154H158L159 155V157H158V155L156 156ZM170 154V155H169ZM176 154H177V156H176ZM183 154V155H182ZM188 154V155H187ZM244 156H243V155ZM2 155V156H1ZM33 155H34V157H33ZM43 155V156H42ZM50 155V156H49ZM70 155H72V156H70ZM79 155V156H78ZM103 155H105L104 157H100V156H103ZM132 155V156H131ZM137 155V156H136ZM160 155H163V156H160ZM164 155H165V157H164ZM168 155V156H167ZM181 155V157H182V159L180 158H176V157H178V156H180ZM195 155V156H194ZM222 155V156H221ZM225 155L227 156V158L225 157ZM248 155V156H247ZM4 156V157H3ZM35 156H37V157H35ZM39 156H41V158L39 157ZM67 158H66V157ZM111 156V157H110ZM118 156V157H117ZM121 156V158H120V160H123L124 159V161L121 163V165H119L120 163H118V167L119 168H117L116 170L115 169H111V170H114L113 171V173H112V171L109 169V168H107V169H105L106 168V164H108V162H111L112 160H118V158ZM169 157L168 159L170 160H168L169 162L166 164L165 162H167V161H165V160H167L166 158L167 157ZM175 156V157H174ZM186 158H185V157ZM201 156V157H200ZM208 156L210 157L209 158V160H208ZM214 156V157H213ZM240 157V159H238L239 157ZM249 156H251L250 157V162H251V160H253V163L251 162H248L247 164H251L250 165V167H249V165H248V167H247V165H246V162L245 161H249L248 159H249ZM6 157V158H5ZM39 157V158H38ZM42 157H43V159H42ZM55 157V158H54ZM58 157H61V158H58ZM63 157V158H62ZM69 157V158H68ZM83 157V158H82ZM100 157V158H99ZM107 157H109V159H110V161L109 160H107L108 158ZM114 157H115V159H114ZM117 157V158H116ZM137 157L138 158H140V161L139 160H137ZM141 157H143V158H141ZM161 157H163V158H161ZM190 157H191V159H190ZM194 157H196L195 159H194ZM200 157V158H199ZM213 157V158H212ZM216 157V158H215ZM218 157H220V158H218ZM224 157V158H223ZM238 157V158H237ZM257 158L256 160L255 159H251V158ZM5 158V159H4ZM38 158V159H37ZM45 158V159H44ZM47 158H49L50 160H48ZM93 158V159H92ZM99 158V159H98ZM107 158V159H106ZM123 158V159H122ZM133 158H135L136 159V161L134 160H132ZM151 158H154V159H152V160H150ZM158 158H161V160L160 159H158ZM173 158H174V160H177V161H174V163H171V162H173L172 160H173ZM176 158V159H175ZM202 158H204V159H202ZM214 158L216 159V160H214ZM219 160H218V159ZM230 158H233L232 160L230 159ZM236 158H237V160H236ZM242 158V159H241ZM36 159V160H35ZM129 159V160H128ZM142 159V160H141ZM165 161L164 163L162 162L163 160ZM172 159V160H171ZM187 159H189V161L187 162L186 160ZM211 159V160H210ZM222 159H224V160H222ZM31 160H33L32 162H33V164L31 165ZM38 160V161H37ZM43 160V161H42ZM59 160H61V161H59ZM99 160H101V161H103V162H101V161H99ZM104 160H106L107 161V163H106V161H104ZM116 160V161H117ZM132 160V161H131ZM144 160V161H143ZM147 160V161H146ZM179 160V161H178ZM197 161L196 163L195 162H192V161ZM202 160V161H201ZM207 160L208 161H210V162H208V164H209V167L206 165L207 164ZM223 162H222V161ZM241 160V161H240ZM7 161V162H6ZM42 163H41V162ZM57 161H59V162H57ZM90 161V162H89ZM96 161V162H95ZM138 161V162H137ZM146 161V162H145ZM185 161V162H184ZM212 161V162H211ZM215 161H216V163H215ZM217 161H218V163H217ZM220 161V162H219ZM234 161V162H233ZM255 161V162H254ZM22 162V163H21ZM24 162V163H23ZM29 162V163H28ZM34 162H36V163H38V165L39 166H37V164L35 165L34 164ZM95 162V163H94ZM133 162V163H132ZM135 162H137V163H135ZM148 162H150V164L152 165V166H150V165H148L149 163ZM160 162H162V163H160ZM177 162V163H176ZM179 162V163H178ZM192 162V163H191ZM242 162V163H241ZM245 162V163H244ZM4 163H6V164H4ZM26 163V164H25ZM46 163H47V165H46ZM93 163V164H92ZM103 163V164H102ZM105 163V164H104ZM143 166V168H142V166L140 165V164ZM144 163V164H143ZM147 163V164H146ZM153 163V164H152ZM183 163V164H182ZM186 163V164H185ZM191 163V164H190ZM204 165H203V164ZM211 163H212V165L213 164H215V165H219L218 167L217 166H215V165H213L212 167H211ZM224 163V164H223ZM231 163V164H230ZM13 164V165H12ZM22 164H24V165H22ZM45 164V165H44ZM49 164V165H48ZM55 164H57V165H55ZM59 164V165H58ZM80 164V165H79ZM102 164V165H101ZM123 164H124V167H123ZM135 164V165H134ZM138 164V165H137ZM162 164H166V165H162ZM176 164L179 166V165H181V166H183V169L181 168V166L180 167H178V166H176ZM184 164L187 166L188 165V167H186V166H184ZM193 164H195V165H193ZM202 164V165H201ZM222 164V165H221ZM226 164V165H225ZM35 167H34V166ZM45 167H44V166ZM69 167H68V166ZM78 165H79V167H78ZM100 165L102 166V167H100ZM106 165V166H105ZM131 165V166H130ZM136 165L138 166L137 167V169L138 170H135V172L134 171H132L133 169H136ZM168 165V166H167ZM170 165V166H169ZM190 165V166H189ZM196 165H198L199 166V168L198 167H196ZM201 165V166H200ZM224 165V166H223ZM245 165H246V167L247 168H245ZM8 166V167H7ZM19 168H18V167ZM22 166H24V167H26L25 169H24V167H22ZM31 166H33V167H31ZM85 166V167H84ZM98 168H97V167ZM135 166V167H134ZM141 168H140V167ZM150 166V167H149ZM155 166V167H154ZM160 166H162V167H160ZM194 166H195V168H194ZM202 166H206V167H208V168H204V167H202ZM215 166V167H214ZM221 166H222V168H221ZM230 166L231 168H233L232 170H231V168L228 167ZM238 167L239 166V168H235V167ZM17 167V168H16ZM20 167H21V169H20ZM29 167V168H28ZM44 167V168H43ZM68 167V168H67ZM117 167V166H116ZM115 167V168H116ZM123 167V168H122ZM129 167V168H128ZM131 167H134V168H131ZM159 167V168H158ZM163 167H165V168H163ZM166 167H168L167 168V170H166ZM184 167L185 168H187V169H185L184 170ZM192 169H191V168ZM217 167V168H216ZM224 167L226 168V170H224ZM242 167V168H241ZM28 168V169H27ZM35 168H37V169H35ZM44 170H43V169ZM48 168V169H47ZM56 168V169H55ZM76 168V169H75ZM84 168V170L82 171V169ZM125 168V169H124ZM127 168V169H126ZM145 168H146V170H145ZM151 168V169H150ZM153 168H155L154 170H152ZM158 168V169H157ZM173 168H175L176 169V171L177 172H179V170L180 169H182V170H180L181 172H179V173H177L176 171H174L175 169H173ZM178 168H179V170H178ZM198 168V169H197ZM201 168V169H200ZM214 168H216V171L214 170ZM219 168V169H218ZM250 168V170H248ZM10 169V170H9ZM12 169H14V170H12ZM17 169V170H16ZM20 169V170H19ZM22 169L24 170V171H22ZM26 169H27V171H26ZM31 169V170H30ZM35 171H33V170ZM90 169H92V170H90ZM98 169V170H97ZM102 169V171L104 172V174L102 173V171H101V173H102V176H101V173H100V171L99 170H101ZM104 169V170H103ZM128 169H130V170H128ZM132 169V170H131ZM143 169H144V171H143ZM210 169L211 170H214V171H212V172H209L210 171ZM218 169V170H217ZM229 169V170H228ZM247 169V170H246ZM7 170V171H6ZM65 170H67V171H65ZM75 172H74V171ZM110 172H109V171ZM123 172H122V171ZM127 170V171H126ZM142 171V173H141V171ZM150 170H152V171H150ZM161 170V172H159V171ZM164 170H166V171H164ZM187 170V171H186ZM190 170H195V172L193 173L192 171H190ZM197 170V171H196ZM237 170L239 171V172H237ZM244 170V172H242V173H240L241 171H243ZM11 171V172H10ZM13 171V172H12ZM19 171V172H18ZM31 171L32 173H34V174H32L31 172L29 173V172ZM43 171V172H42ZM60 171V172H59ZM96 171H98V173H99V175H98V173L96 172ZM121 171V172H120ZM129 171V172H128ZM132 171V172H131ZM139 171H140V173H139ZM146 171V173H143V172H145ZM147 171H148V173H147ZM155 171H157V172H155ZM172 171V172H171ZM183 171H185L184 173H182ZM252 171V170H251ZM74 172V173H73ZM109 172V173H108ZM120 174H119V173ZM125 172V173H124ZM130 172H131V174L133 173H135V175L138 173V177L141 179H139V178H137V177H134V175L132 174V175H129L130 174ZM154 172H155V175H154ZM171 172V173H170ZM192 172V173H191ZM198 172V173H197ZM19 173H21V175L19 176ZM23 173H25V174H23ZM38 173V174H37ZM59 173V174H58ZM65 175H64V174ZM69 173V174H68ZM71 173V174H70ZM84 173V174H83ZM95 173H97L96 175H95ZM118 173V174H117ZM123 173V174H122ZM129 173V174H128ZM158 174V177H157V174ZM162 173H163V175H165L164 173H169L170 175H172V177L170 176V175H168V174H166L167 176H161L162 175ZM175 175H174V174ZM188 173V174H187ZM206 173H204V175L206 174ZM238 173H239V175H238ZM15 174V175H14ZM16 174H17V176H16ZM28 176H27V175ZM92 174V175H91ZM126 175V174H128L129 176H130V178L133 176V178L132 179H130V178H128L129 176L128 175H126V178H128L127 180H128V182H127V180H126V178H125V176H120V175ZM140 174H141V176H140ZM147 174H149V175H147ZM161 174V175H160ZM179 174L181 175L182 174V176L181 177H179ZM187 174V175H186ZM26 175V176H25ZM31 175V176H30ZM35 175V176H34ZM70 175V176H69ZM83 175V176H82ZM91 175V176H90ZM109 175H110V177H109ZM114 175V176H113ZM115 175H117L116 177H115ZM123 177V178H117V177ZM145 175H147V176H145ZM151 175H153V176H151ZM178 175V176H177ZM222 175H223V177H222ZM236 175V176H235ZM16 176V177H15ZM19 176V177H18ZM23 176V177H22ZM24 176H25V180H27L28 179V177H30L29 179H28V181H26V182H30L29 184L30 185H26V183H25V180H24ZM32 176H34V178L32 177ZM36 176H38V178L36 177ZM78 178H77V177ZM80 176V177H79ZM90 178H89V177ZM93 176V177H92ZM94 176H95V179H94ZM97 176L99 177V178H97ZM113 176V177H112ZM143 176H145L147 179H149V181L147 180L146 181V179L144 180H142V177ZM148 176L151 178H148ZM175 176V177H174ZM195 176V177H194ZM12 177V178H11ZM15 177V178H14ZM18 177V178H17ZM20 177H22V178H20ZM27 177V178H26ZM157 177V178H156ZM161 177V178H160ZM176 177H177V179H176ZM221 177V178H220ZM234 177V178H233ZM237 177V178H236ZM93 180H92V179ZM112 178V179H111ZM137 178V179H136ZM162 178H163V180H162ZM169 178V179H168ZM173 178H175V180H176V182H174L175 180L173 179ZM196 178V179H197ZM213 178V179H212ZM239 178H240V176H239ZM239 178H238V180H239ZM13 179V180H12ZM15 179H17V181L15 180ZM19 179V180H18ZM36 179V180H35ZM39 180V182H37L36 183V181H38ZM89 179V180H88ZM91 179V180H90ZM102 179V180H101ZM121 179H122V181H123V179H125L126 181H124L123 183H122V181H121ZM130 179V180H129ZM135 181H141V182H135ZM165 179H166V181H165ZM172 179V180H171ZM195 179V180H196ZM197 179V180H198ZM214 179V180H215ZM222 179V180H221ZM235 179V180H234ZM22 180V182H23V184L20 182ZM30 180V181H29ZM33 180V183L35 182L36 183V186H37V188H35V184L34 185H32V181ZM65 180V181H64ZM104 180V181H103ZM106 180V181H105ZM116 180V181H115ZM120 182H119V181ZM150 180H152V181H155L154 183L156 184H154V183H150ZM157 180H159V181H164V182H159V181H157ZM178 180V181H177ZM196 180V181H197ZM206 180V181H207ZM12 181H14V182H12ZM19 181V182H18ZM64 181V182H63ZM92 183H91V182ZM100 181H103V183L102 182H100ZM118 181V183L120 184H118V183H114V182H117ZM129 181L132 183V187L131 188H129L130 187V185L128 184L129 183ZM146 181V182H145ZM191 181H193V180H188V182L189 183H192ZM232 181V182H233ZM6 182V183H5ZM61 182V183H60ZM100 182V183H99ZM109 182V183H108ZM111 182L113 183V184H115L114 186H116V187H113L112 186V184H111ZM125 182H127V183H125ZM148 185H145V183ZM147 182H149V183H147ZM170 182V183H169ZM182 182V184H183V182H184V184L183 185H181L180 183ZM187 182V183H188ZM195 182V181H194ZM3 183V184H2ZM25 183V184H24ZM85 183V184H84ZM95 183H97L96 185H95ZM130 183V184H131ZM139 183H140V186H139V188H138V190H137V188L135 189V190H133V191H131L132 190V188H135V187H138V185H139ZM157 183H159V184H157ZM171 183H173V184H171ZM174 183H175V185H174ZM176 183L178 184H180V185H177L178 186V188L176 187ZM188 183V184H189ZM196 183V182H195ZM222 183H224V182H222ZM38 184V185H37ZM41 184V185H40ZM47 184V185H46ZM61 184H62V186H61ZM101 184V185H100ZM122 184H124L123 185V188L122 187H120ZM133 184H135V185H133ZM138 184V185H137ZM144 186H143V185ZM152 184H154V185H152ZM163 184H165V185H163ZM5 185H6V187H5ZM20 185V186H19ZM44 185V186H43ZM53 185V186H52ZM82 185H84L82 188H81V186ZM87 185V186H86ZM90 185V186H89ZM105 185V187L106 186H108V188L106 187V189H105V187H103ZM117 185H118V187H117ZM129 185V187H128V190H126L125 189V186L127 187ZM137 185V186H136ZM169 186V188H166V187H168ZM171 185V186H170ZM172 185H174V187L172 186ZM185 185H187V184H185ZM184 185V186H185ZM3 186V187H2ZM24 186V187H23ZM25 186H28L27 188L25 187ZM86 186V187H85ZM94 186H95V188H94ZM101 186V187H100ZM135 186V187H134ZM152 186H154V187H152ZM157 186H161L160 188L158 187L157 188ZM164 186H165V189H164ZM260 186V189L262 190H258L259 189V187L258 188H256L258 191H261V192H256V190H254V194H258V196L261 198L262 196H261V194H263V192H264V186L263 185H259ZM263 186V187H262ZM20 187V188H19ZM41 187V188H40ZM45 187V188H44ZM67 187V188H66ZM89 187V188H88ZM90 187H92V189H90ZM149 187V188H148ZM172 187H173V190H172ZM175 187L177 188V189H175ZM3 188V189H2ZM59 188H61L60 190H58ZM65 188V189H64ZM81 188V189H80ZM101 188V189H100ZM113 188V189H112ZM115 188H116V190H115ZM121 188H122V190H121ZM142 188V189H141ZM153 188H155V190L153 189ZM171 188V189H170ZM6 189V190H5ZM25 189V190H24ZM29 189V190H28ZM36 189V190H35ZM42 189V190H41ZM72 189V190H71ZM90 189V190H89ZM112 190V192H111V190ZM119 189V191H117ZM130 189V190H129ZM153 190V191H155V192H153L152 191V193L151 192H148V190ZM157 189H160L159 191H158V193H156V191H157ZM161 189H164V190H162L161 191ZM168 189L170 190V191H168ZM54 192H53V191ZM62 190V191H61ZM67 190H71V192L70 191H68L70 194H68L67 195ZM87 190H88V192H87ZM94 190V191H93ZM96 190H97V192H96ZM109 191V193H113V194H110V195H107V194H109V193H107V191ZM123 190H125L124 192H123ZM146 190V191H145ZM149 190V191H150ZM180 190V189H179ZM19 191H21V192H19ZM29 191H32V193L31 192H29ZM34 191H35V193H34ZM45 191V192H44ZM52 191V192H51ZM62 193H64L65 192V194L67 195V197L66 196H64L63 197V199H62V196H61V199H60V196L58 195V194H62ZM64 191V192H63ZM82 191V192H81ZM90 191H91V193H90ZM92 191H93V194H92ZM105 192V194H104V192ZM117 191V192H116ZM121 191V192H120ZM126 191H128L127 193H125ZM131 191V192H130ZM134 191H135V193H134ZM138 191V192H137ZM19 192V193H18ZM25 192V193H24ZM29 192V193H28ZM67 192V193H66ZM73 192H75V193H73ZM96 192V193H95ZM100 192V193H99ZM101 192L104 194H102L103 196V198L101 197ZM115 192V193H114ZM120 192V193H119ZM122 192L125 194V196H124V194H122ZM130 192V193H129ZM133 192V193H132ZM139 192H140V194H139ZM143 192V194H141ZM146 192V193H145ZM148 192V193H147ZM159 192H161V193H159ZM201 192V191H200ZM200 192H198L199 193V195L200 196H198V193L196 194L197 195V201L196 200H193V202H192V204H189L188 206H187V208L183 211V212H181L179 215H180V217L182 216V214H183V218H185L187 215H190V213L191 214H193V215H197V214H199V211L201 210V209H203V206H205V207H207V205L209 206V204H208V202H210V201H208V199H210L209 197H208V199H205V198H203L204 200H205V202L202 200V198L200 199V197H203V193H202V196H201V194H200ZM2 193V194H1ZM3 193H4V195H3ZM96 195H95V194ZM98 193L100 194V196H98ZM150 193V194H149ZM153 193H156L155 195L153 194ZM170 193V194H171ZM17 194H18V196H17ZM38 194V195H37ZM51 194H53V195H51ZM120 194H122V195H120ZM147 194V195H146ZM151 196H149V195ZM158 194V195H157ZM168 194H167V196H168ZM172 194L171 195H169V197L170 196H172ZM21 195V196H20ZM27 195V196H26ZM57 195V196H56ZM112 195V196H111ZM115 195H120L121 197V199L119 198V196L117 197L118 199H116V196ZM135 195H140L139 197L138 196H136L135 197ZM143 195V196H142ZM157 195V197H160V198H156L155 196ZM165 194H163L162 196H164ZM172 196V197H174L175 199H177V197L176 196ZM196 195H194V196H196ZM5 196V197H4ZM36 196V197H35ZM71 198H70V197ZM94 196L96 197V198H94ZM98 196V197H97ZM104 196H106V198L104 197ZM109 196V197H108ZM113 196H115L114 197V200H113ZM145 196H147L146 198H142V197H145ZM204 196H205V194H204ZM40 197V198H39ZM127 197V198H126ZM131 197V198H130ZM133 197V198H132ZM169 197L166 199V200H168L167 202H172L173 201V199H171L170 198V200H169ZM254 197V196H253ZM256 197H257V195H256ZM255 197V198H256ZM30 198H31V200H30ZM91 198H93V199H91ZM99 200H98V199ZM134 198H135V201H133L134 200ZM139 198H141L142 200L140 201V203L138 202V204L139 205H134L133 204V202H136L137 203V200L139 201ZM148 198V199H147ZM195 198V199H196ZM254 198V199H255ZM258 198V197H257ZM256 198V199H257ZM264 196L261 198V200H263L264 201ZM28 199V200H27ZM61 201H60V200ZM72 200L71 202H70V200ZM75 199V200H74ZM89 199V200H88ZM95 199V200H94ZM96 199H97V202H96ZM108 201V200H110L111 202H109V204L110 205H112V206H110L111 207V211L112 212H110V210L108 211V209H109V204H108V202L106 201V200ZM128 200L129 202H130V200L132 199V202H130L129 204L126 202V201H124V200ZM130 199V200H129ZM200 199V200H199ZM255 199V200H256ZM259 199V198H258ZM257 199V200H258ZM59 200V201H58ZM92 200H94V201H92ZM101 200V201H100ZM120 200V201H119ZM146 200H144V201H146ZM172 200V201H171ZM4 202V204H3V202ZM7 201V202H6ZM19 201H20V203H19ZM36 201V202H35ZM89 201V202H88ZM92 201V202H91ZM101 202V204H99L100 202ZM114 201V202H113ZM121 201H122V204H121ZM124 201V202H123ZM159 201H158V203H159ZM195 201L197 202L196 204H195ZM201 201V202H200ZM203 201V202H202ZM259 201V203H257L258 204V207L259 208H261V207H263V209H264V206L262 205H260L261 203H260V199L258 200ZM263 201H262V203H263ZM62 202H63V204H62ZM74 202V203H73ZM104 202L107 204V209H104L103 210V206H105L106 204H104ZM115 202H116V204H115ZM117 202H119L118 204H117ZM126 202V203H125ZM162 202V203H163ZM200 202V203H199ZM2 203V204H1ZM22 203V204H21ZM35 203H38V204H35ZM45 203H47V205L45 204ZM66 203H68L67 205H65ZM70 203V204H69ZM74 205H73V204ZM91 203V204H90ZM95 203H98L97 205L95 204ZM124 203L126 204L125 206H127V207H125L124 206ZM7 204V205H6ZM27 204V205H26ZM35 204V205H34ZM76 204V205H75ZM151 204H153V202L151 203ZM172 204V203H171ZM170 204V205H171ZM194 204H195V206H194ZM204 204H207V205H204ZM7 206V208H5L6 206ZM37 205V206H36ZM43 205V206H42ZM46 205V206H45ZM150 205V204H149ZM192 205V206H191ZM198 205V206H197ZM31 206V207H30ZM48 206V207H47ZM62 206V207H61ZM67 206H70L69 207V209H68V211L66 210V207ZM75 206V207H74ZM93 206H96V207H102V209L101 210H103V213H102V211H100V209H99V207H98V211L100 212H95V211H97V208L96 207H93ZM116 206H121L120 208L121 209H119V211H118V207L117 208H115ZM146 206V205H145ZM194 206V207H193ZM202 206V207H201ZM28 207H30V208H28ZM65 209H64V208ZM73 207V208H72ZM91 207L93 208V212H95V214L92 212V215H90L91 214V212H90V210H92L91 209ZM105 207V208H106ZM200 207V208H199ZM204 207V208H205ZM46 208V209H45ZM131 208H130V210H128V211H131ZM137 208H135V209H133V210H137ZM149 209V208H151V206L150 207H148V204H147V206L143 209V210H145V209ZM190 208H191V210H190ZM193 208H195V211H194V209ZM198 208V209H197ZM8 209V210H7ZM39 209V210H38ZM43 209V210H42ZM45 209V210H44ZM48 209V210H47ZM61 209H63V210H61ZM70 209H72V210H70ZM76 209V210H75ZM115 209V214H116V217H117V215H118V218H116L115 217V220L113 219V218H110V219H113V220H111L113 223H116L118 220L117 219H119V222H117L116 224H113L112 222H110L109 221V219H108V221L107 220H104V221H101L102 219H99L100 217H98V216H96V215H98V214H100V215H102L103 216V214L104 213H107V211H108V213H111V215L113 214V210ZM116 209H117V211H116ZM192 209H193V211L194 212H196V213H193V211H192ZM2 210V211H1ZM4 210V211H3ZM7 210V211H6ZM41 210H42V212H41ZM47 210V211H46ZM56 210V211H55ZM57 210H58V212H57ZM59 210H61V213L59 212ZM75 210V211H74ZM82 210H85V214H88V215H90V216H87V215H85L83 212L84 211H82ZM132 210V211H133ZM150 210V209H149ZM187 210V211H186ZM7 213H6V212ZM26 211V212H25ZM44 211V212H43ZM65 211H67V212H70V214H68V216H67V212H65ZM71 211H72V213H71ZM127 211V212H128ZM131 211V212H132ZM190 213H189V212ZM40 212V213H39ZM60 213V217L57 215V213ZM83 214H82V213ZM126 212V213H127ZM145 212H148V210H145ZM144 212V213H145ZM150 212V211H149ZM184 212H185V214H187V215H185L184 214ZM38 214L37 215V217H35V218H37V219H35V218H29V217H34V216H31V214ZM50 213H52V214H50ZM53 213H55L56 215H53ZM125 213V215L128 217V216H130V220H132V216L131 215H127V214H129V213H127L126 214ZM143 213V214H144ZM44 214V215H43ZM47 214V215H46ZM66 214V215H65ZM73 214H75V216L72 215ZM81 214V215H80ZM131 214V213H130ZM150 214H151V212H150ZM1 215H2V219H4L3 221H2V219H1ZM21 215V216H20ZM24 215V216H23ZM52 216L53 215V220H54V222L53 221H51L52 220V218L50 217V216ZM72 216V218L73 217H75L76 219H73L72 220V222H70L71 220H69L67 217H70V216ZM96 216V217H94V216ZM145 215H147V214H145ZM179 215H177L178 217H179ZM193 215H190L191 217L193 216ZM20 216V217H19ZM49 216V217H48ZM57 218H56V217ZM65 216V218H67L68 219V222H67V220L65 219V218H63ZM77 216H80V217H77ZM83 216V217H82ZM93 216V217H92ZM115 216V215H114ZM177 216H175V217H177ZM25 217V218H24ZM28 217V218H27ZM40 217V218H39ZM42 217V218H41ZM45 217V218H44ZM62 217V218H61ZM87 217V218H86ZM98 217V218H97ZM134 217V216H133ZM177 217V218H178ZM190 217V218H191ZM21 218H23V219H21ZM27 218V219H26ZM54 218H56V219H54ZM71 218V217H70ZM71 218V219H72ZM80 218V219H79ZM86 218V219H85ZM91 218V219H90ZM96 218V219H95ZM102 218V217H101ZM188 218H189V216H188ZM51 219V220H50ZM60 221H59V220ZM78 219H79V221H78ZM83 219V220H82ZM92 219H94V220H92ZM99 219V221H97V222H99V224L98 223H96V220H98ZM122 219V220H121ZM129 219H127V218H125V221L126 222H130L131 223V221L129 220ZM134 219V218H133ZM9 221V223L8 222H6V221ZM23 220V221H22ZM26 220V221H25ZM41 220V221H40ZM43 220V221H42ZM48 221V224H49V222L51 223V224H47L46 225V222ZM66 220V221H65ZM76 220V221H75ZM87 220V221H86ZM127 220H129V221H127ZM3 223H2V222ZM13 221V222H12ZM25 221V223L23 224H21V222H24ZM33 221V222H32ZM79 222V224H74L73 225V223H76V222ZM91 221V222H90ZM114 221H116V222H114ZM29 224V225H31V226H27L26 224L27 223ZM43 222H45V225H44V223L42 224ZM58 222V223H57ZM62 222L64 223V225L62 224ZM77 222V223H78ZM88 222V223H87ZM125 222V223H126ZM133 223H134V221H132ZM81 223V224H80ZM90 223V224H89ZM95 223V224H94ZM101 223V224H100ZM112 223V224H111ZM2 224V225H1ZM38 224H40V225H38ZM59 224H61V225H59ZM85 224V225H84ZM89 224V225H88ZM10 225V226H9ZM12 225V226H11ZM24 225V226H23ZM25 225H26V227H25ZM65 225H66V227H67V231H68V229H69V233L68 234H66L67 233V231L65 230L64 232H63V230H64V228H63V226L65 227ZM77 225V226H76ZM79 225H83V227L84 228H82L81 226H79ZM88 225V226H87ZM91 225V229H90V226ZM95 225V226H94ZM106 225L104 226V227H106ZM39 226L41 227V229L39 228ZM46 226V228H44ZM94 226V227H93ZM11 228V230L9 229V231L7 232V228ZM12 227L14 228V229H12ZM16 227V228H15ZM18 227V228H17ZM48 227V228H47ZM61 227H62V232H60L61 231ZM71 229H70V228ZM76 227V228H75ZM77 227H79V228H81V233L83 232L82 230L83 229H86L85 231H87L88 232V234H87V232H85L84 231V234H80V235H78V236H80V237H78L76 234H74V236H69L70 234H71V232L73 231V229L75 228V230H77ZM96 227V229L98 230V228ZM99 227V228H100ZM22 228V229H21ZM24 228V229H23ZM73 228V229H72ZM89 228V229H88ZM3 229H6L5 231L3 230ZM43 229V230H42ZM47 229V230H46ZM12 230L14 231V232H16V230H17V232H16V234L15 233H12ZM30 230V231H29ZM34 230V231H33ZM50 230V231H49ZM74 230V231H75ZM28 231V232H27ZM71 231V232H70ZM74 231H73V233H74ZM6 233L5 235H4V233ZM20 232V233H19ZM39 232H41V233H39ZM46 232H47V234H46ZM24 233H26V234H24ZM43 233V234H42ZM1 234L2 235H4V236H1ZM12 234H14L13 236H12ZM65 234H66V236H65ZM79 234V233H78ZM28 235V236H27ZM47 235V236H46ZM48 235H49V237H51V238H49L48 237ZM64 235V236H63ZM69 237H68V236ZM98 235H100V234H98ZM23 236V237H22ZM26 236H27V238H29V240L28 239H26ZM76 236V237H75ZM85 236V237H84ZM88 236V237H87ZM102 236H103V234H102ZM12 237H14L12 240H11V238ZM49 238V239H47V238ZM75 237V238H74ZM81 237H83V238H81ZM23 238H24V242L23 241H20L21 239L23 240ZM61 238V239H60ZM64 238H66L67 239V243H64L65 242V240H64ZM72 238V239H71ZM77 238V239H76ZM86 238V239H85ZM2 239V240H3ZM15 239V240H14ZM46 239V240H45ZM76 239V240H75ZM78 239H80L79 241H78ZM2 240H1V242H2ZM48 240V241H47ZM52 241L51 243L49 242V241ZM56 242H55V241ZM77 241V243H75V241ZM88 240V242H86ZM95 240H96V238H95ZM16 243H15V242ZM21 243H20V242ZM28 241V242H27ZM73 241V242H72ZM0 242V243H1ZM4 242H6V241H4ZM3 242V243H4ZM21 244V246H20V244ZM27 243V244H29V242H31V244H29L28 246H29V248H27L28 246H27V244H23V243ZM37 242V243H36ZM63 244H62V243ZM2 243V244H3ZM16 244V246H14V248H12L13 247V245H15ZM35 243V244H34ZM70 243H71V247H70ZM73 243H75V244H73ZM17 244L19 245L18 247H17ZM25 245L26 246V248H25V246H23V245ZM37 244V245H36ZM60 244H61V247H60V249L59 248H56L58 245L60 246ZM68 244V247L66 246ZM89 244V243H88ZM31 245V246H30ZM49 245V246H48ZM57 245V246H56ZM63 245H65V246H63ZM39 246V247H38ZM54 246H56V247H54ZM58 246V247H59ZM73 246H75V248L73 247ZM21 248V254H23V255H20L19 253H20V248ZM33 247V248H32ZM38 247V248H37ZM42 247V248H41ZM66 247V249H64ZM71 249H73V250H71ZM73 247V248H72ZM113 246H111V248H112ZM116 247V246H115ZM115 247H113L112 249L113 250H117V249H114ZM17 248H19V249H17ZM33 249L32 250V252H31V249ZM41 248V249H40ZM67 248H69V249H67ZM102 248V247H101ZM101 248H99L100 250H101ZM108 248H110V246L108 247ZM110 248V249H111ZM8 250V252H6L7 250ZM9 249H11L12 250V252H11V250H9ZM13 249H14V251H13ZM26 249H30L29 251L28 250H26ZM37 249H38V251H37ZM45 250V253H42L43 254V256L42 255H40V256H38L42 251H44ZM109 249V250H110ZM25 250V251H24ZM41 250V251H40ZM59 250H61V252L59 251ZM64 252H63V251ZM65 250L66 251H70L71 253H72V255L71 254H68V253H70V252H65ZM102 250L104 251L105 250V248L103 249L102 248ZM106 250L108 251V253H107V255L109 254V255H112L113 256V254H110L111 253V250H110V253H109V250L106 248ZM113 250H112V253H114V254H116V251H114L113 252ZM19 251V252H18ZM24 251V252H23ZM27 251H28V253L30 254H28L27 253ZM72 251H74V253L76 254V255H78L77 257L75 256V255H73L74 253L72 252ZM2 252H5V253H2ZM17 252V253H16ZM40 252V253H39ZM8 253V254H7ZM27 253V254H26ZM39 253V254H38ZM57 253V254H56ZM61 253V254H60ZM64 253L67 255V256H65L64 255ZM98 253H99V255H98ZM12 256H11V255ZM14 254V255H13ZM17 254V255H16ZM19 254V255H18ZM24 254H26V255H24ZM47 254L49 255V256H51V260L52 261H50V257L48 256V257H46L47 256ZM57 256H56V255ZM104 254V255H103ZM7 255H8V257H7ZM16 255V258H14V256ZM32 255H33V257L34 258H36L37 259V261H35V259L32 257ZM54 255V256H53ZM64 255V256H63ZM69 255H70V257H69ZM85 255V256H84ZM97 255V256H96ZM5 256V257H4ZM11 256V258H9ZM27 257V259H26V257ZM38 256V257H37ZM74 256V257H73ZM92 256V257H91ZM94 256H96V258L94 257ZM100 256H102L101 258H100ZM115 256H117V255H115ZM14 258V260H12L13 258ZM18 257H19V259H18ZM63 257H66L65 259H66V262H64L65 260H64V258ZM81 258V260H82V262H80L79 263V261H80V258ZM89 257V258H88ZM108 258H111V259H113L114 257H109V256H107ZM106 257V258H107ZM44 258H46V259H44ZM68 258H70L69 260H68ZM94 258V259H93ZM116 258V257H115ZM4 259V260H3ZM5 259L8 261H6V262H4L5 261ZM18 259V263L15 261V260H17ZM22 259V260H21ZM33 260L34 259V261H30V260ZM46 261H44V260ZM83 259H85V262H84V260ZM89 259H92V260H90V261H88ZM98 259V260H97ZM99 259H101L100 260V262H98L99 261ZM29 260V261H28ZM39 260H40V262H39ZM43 260V261H42ZM59 260H61V261H59ZM64 260V261H63ZM79 260V261H78ZM93 260H95V261H93ZM15 261V262H14ZM67 261H68V263H67ZM78 261V262H77ZM21 262H23V263H21ZM43 262V263H42ZM51 262H53V263H51ZM90 262V263H89ZM70 264V263H69Z\"/></svg>", "mask_w": 264, "mask_h": 264}, {"label": "bare ground", "instance_id": "2", "mask_svg": "<svg viewBox=\"0 0 264 264\" xmlns=\"http://www.w3.org/2000/svg\"><path fill=\"white\" fill-rule=\"evenodd\" d=\"M206 1V0H205ZM210 1V0H209ZM232 1H234V0H232ZM236 1V0H235ZM211 2V1H210ZM219 2V1H218ZM231 2V1H230ZM261 2H262V0H239V2H237V3H235L230 9H228V7L226 8V9H228V10H230V12L231 13H233V12H235V15H239V13H241V10H243L244 8L247 10L249 7L251 8V10H256V8H261V7H264V6H261ZM207 3V2H206ZM231 3H234V2H231ZM208 4V3H207ZM260 4V6H258ZM212 5V4H211ZM231 5V4H230ZM262 5H264V4H262ZM228 6V5H227ZM258 6V7H257ZM247 7V8H246ZM254 7H256V8H254ZM242 8V9H241ZM252 8H254V9H252ZM200 9V8H199ZM202 10H203V8H201ZM221 9V8H220ZM244 9V10H245ZM263 9V8H262ZM262 9H260V10H262ZM211 10V9H210ZM215 10V9H214ZM227 10V11H228ZM240 10V12H237V11H239ZM248 10H250V9H248ZM247 10V12H249ZM206 11V10H205ZM192 12V11H191ZM201 12V11H200ZM204 12V11H203ZM219 12H220V10H219ZM222 12V11H221ZM224 12H225V10H224ZM238 14H237V13ZM243 12V11H242ZM245 12V11H244ZM247 12H245V14L247 13ZM252 12H254V11H252ZM188 13V12H187ZM226 13V12H225ZM251 13V11L249 12V14ZM254 13H256L255 15V18H254V20H256V19H258V18H256L257 17V11L256 12H254ZM258 13H259V11H258ZM219 14V13H218ZM262 13L260 12V15H261ZM200 15V14H199ZM221 15V14H220ZM223 15V14H222ZM225 15H228L227 13L225 14ZM224 15V16H225ZM229 15H230V13H229ZM232 15V14H231ZM233 15H234V13H233ZM241 16H242V13L240 14ZM252 15V14H251ZM251 15H250V17H251ZM259 15V14H258ZM185 16H186V14H185ZM216 16V15H215ZM240 16V17H241ZM244 16V15H243ZM253 16V15H252ZM263 16V15H262ZM238 17V16H237ZM245 17V16H244ZM248 17H249V15H248ZM247 17V18H248ZM254 17V16H253ZM252 17V18H253ZM261 17V16H260ZM189 18V17H188ZM196 18V17H195ZM194 18V19H195ZM216 18H218V17H216ZM230 18V17H229ZM231 18H233V17H231ZM239 18V17H238ZM238 18H237V20H238ZM262 18V17H261ZM215 19V18H214ZM226 19V18H225ZM241 19V18H240ZM239 19V20H240ZM191 21H192V19H190ZM217 20V19H216ZM243 20H244V18H243ZM253 20V19H252ZM251 20V23L253 22ZM183 21H185V20H183ZM212 21V20H211ZM214 21V20H213ZM236 21V20H235ZM247 21L249 22V18L247 19ZM260 21H261V19H260ZM260 21H259V23H260ZM232 22H233V20H232ZM231 22V23H232ZM237 22V21H236ZM239 22V21H238ZM248 22H247V25H248ZM255 22H257V21H255ZM263 22V21H262ZM187 23V22H186ZM193 23V22H192ZM222 23H224V22H222ZM234 23V22H233ZM254 23V22H253ZM173 24V23H172ZM182 24H183V22H182ZM202 24V23H201ZM228 24V23H227ZM227 24H224V27L227 25ZM235 24V23H234ZM238 23H236V25H237ZM240 24H245V22L244 23H242V21H241V23H239L238 25H240ZM258 24V23H257ZM167 25H168V23H167ZM183 25H185V24H183ZM209 26H210V24H208ZM213 26L215 25V23L214 24H212ZM212 25H211V27H212ZM216 25H217V23H216ZM220 25H221V23L219 24V27H220ZM223 25V24H222ZM253 25H255L256 26V23H254ZM259 25V24H258ZM260 25H262V24H260ZM259 25V26H260ZM264 25V24H263ZM161 26V25H160ZM172 26H174V25H172ZM199 26V25H198ZM228 26V25H227ZM231 26V25H230ZM245 26H246V24H245ZM245 26H243V27H245ZM168 27V26H167ZM182 27V26H181ZM206 27H207V24H206ZM206 27H204V28H206ZM217 27H218V25H217ZM217 27H215V29L217 28ZM239 26H237V27H235V28H238ZM242 27V28H243ZM160 28V27H159ZM165 28V27H164ZM176 28V27H175ZM209 28V27H208ZM223 28V27H222ZM246 28V27H245ZM250 28H252V27H250ZM261 28H263L262 26H260L259 27V29H261ZM171 29V28H170ZM177 29V28H176ZM214 28H213V33H214V31H215V33H216V31L218 32V30H215ZM218 29V28H217ZM221 29V28H220ZM227 29V28H226ZM230 29V28H229ZM228 29V30H229ZM231 29H233V28H231ZM240 29V28H239ZM252 29H256V28H252ZM258 29V26H257V30H259ZM164 30V29H163ZM162 30V31H163ZM175 30V29H174ZM186 30V29H185ZM197 30V29H196ZM206 30V29H205ZM205 30H203V32H205ZM227 30V31H228ZM247 30V29H246ZM246 30H244V28H243V31L246 33ZM250 29L248 28V30H247V32L249 31ZM195 31V30H194ZM225 31V30H224ZM233 31H234V29H233ZM254 31V30H253ZM253 31H249V32H253ZM260 31V30H259ZM258 31V32H259ZM261 31H262V29H261ZM176 32V31H175ZM199 32V31H198ZM221 32V31H220ZM242 32V31H241ZM152 33V32H151ZM162 33V32H161ZM166 33V32H165ZM168 33V32H167ZM166 33V34H167ZM202 33V32H201ZM201 33H200V36H203V35H201ZM224 33V32H223ZM223 33H219V34H223ZM225 33H226V31H225ZM228 33H231V32H228ZM228 33H226V34H228ZM250 33V34H251ZM254 33V32H253ZM252 33V34H253ZM263 33H264V31H263ZM172 34V33H171ZM176 34V33H175ZM195 34V33H194ZM203 34V33H202ZM218 34V35H219ZM239 34H242V33H239ZM249 34V33H248ZM186 35V34H185ZM234 35V34H233ZM242 35H244V34H242ZM246 35H247V33H246ZM256 35H258L257 33H256ZM261 35V34H260ZM146 36V35H145ZM163 36V35H162ZM205 36V35H204ZM216 36V35H215ZM221 36V35H220ZM225 36V35H224ZM229 36V35H228ZM235 36V35H234ZM251 36V35H250ZM190 37H192L190 34H189V39H190ZM209 37V36H208ZM207 37V38H208ZM210 37H211V35H210ZM209 37V38H210ZM213 37V36H212ZM239 36H238V33H237V39H238V41H239V38H238ZM254 37H255V34H254ZM260 37V36H259ZM258 37V38H259ZM262 37V36H261ZM180 38H182V37H179L178 38V40L180 39ZM184 38H185V36H184ZM194 39L196 38L195 36L193 37ZM206 38V39H207ZM221 38V37H220ZM225 38V37H224ZM240 38H242V37H240ZM255 38H257V37H255ZM257 38V39H258ZM147 39V38H146ZM167 39V38H166ZM173 40L175 39V38H172ZM192 39V38H191ZM193 39V40H194ZM213 39V38H212ZM216 39V38H215ZM243 39V38H242ZM246 39L248 40V39H253V38H250V37H246ZM262 39H263V37H262ZM128 40V39H127ZM187 40H188V37H187ZM193 40H188V42L187 41H185V39H184V41L185 42H183V43H181L180 41H181V39L179 40V44L178 45H180V43L181 44H184V46L186 45V43H188L187 45L188 46H190V44H192L193 42ZM224 40V39H223ZM245 40V39H244ZM243 40V41H244ZM150 41V40H149ZM171 41V40H170ZM191 41V42H190ZM197 40H195V42H196ZM199 41V40H198ZM214 41V40H213ZM216 41V40H215ZM231 41V40H230ZM238 41H236V42H238ZM242 41V42H243ZM263 41V40H262ZM262 41H260L261 42V44L263 45V42ZM190 42V43H189ZM204 42V41H203ZM202 42V43H203ZM247 42H250V40L249 41H247ZM246 41L244 42V43H247ZM254 42V40L252 41V43ZM260 42L258 41V43L260 44ZM130 43V42H129ZM171 43V42H170ZM175 43V42H174ZM178 43V42H177ZM176 43V44H177ZM201 43V44H202ZM206 43V42H205ZM232 43V42H231ZM241 43V42H240ZM243 43V44H244ZM251 42H250V44H252ZM255 43V42H254ZM123 44V43H122ZM135 44V43H134ZM147 44V43H146ZM176 44H175V46H172L173 48L175 47L176 48ZM195 44V43H194ZM204 44V43H203ZM203 44H202V46H203ZM207 44V43H206ZM214 43L212 42V45H213ZM238 44H239V42H238ZM243 44L241 43V47H243L244 48V46L246 45L247 46V44H245L244 46H243ZM186 45V46H187ZM196 46H198L197 45V43L195 44ZM208 45H210L209 43H208ZM211 45V46H212ZM216 45V44H215ZM223 45V44H222ZM231 45V44H230ZM262 45H260V46H262ZM125 46V45H124ZM127 46V45H126ZM170 46H171V44H170ZM169 46V47H170ZM199 46H200V43H199ZM221 46V45H220ZM238 46V45H237ZM238 47V48H240V50H241V47ZM252 46H254L253 44H252ZM251 45H250V47H252ZM255 46H257L256 45V43H255ZM254 46V47H255ZM168 47V48H169ZM182 46L180 45V46H178L177 47V49H179V48H181ZM206 47V46H205ZM209 47V46H208ZM222 47V46H221ZM248 47H249V45H248ZM249 47V48H250ZM259 47V46H258ZM122 48V47H121ZM124 48V47H123ZM132 48V47H131ZM183 48V47H182ZM181 48V49H182ZM184 48H187V47H184ZM194 48V47H193ZM199 48V47H198ZM204 48V47H203ZM203 48L201 49L200 48V52L203 50ZM220 48V47H219ZM218 48V49H219ZM247 48V47H246ZM253 48V47H252ZM257 48V47H256ZM260 48V47H259ZM264 48V47H263ZM130 49V48H129ZM171 49V52L173 51L174 53H176V51H178L177 49H173L172 50V48H170ZM187 49H190V47H188ZM187 49H183V51H186ZM206 49V51L209 49H207V48H204V50ZM253 49H255V48H253ZM121 50V49H120ZM144 50V49H143ZM180 50V49H179ZM221 50H222V48H221ZM242 50H244V49H242ZM246 50H248V49H246ZM249 50H251L252 51V49H249ZM256 50V49H255ZM257 50H258V48H257ZM256 50V51H257ZM260 50V49H259ZM129 51V50H128ZM127 51V52H128ZM170 51V50H169ZM168 51V52H169ZM181 51V50H180ZM183 51H181L179 54H178V56L180 55V54H182V52ZM190 51H191V49H190ZM209 51H211V50H208L207 51V53L205 54V55H207L208 54V52ZM113 52V51H112ZM120 52V51H119ZM126 52V53H127ZM192 52V51H191ZM191 52L189 53V55H195L196 54V52L195 51H193V52H195L194 54L192 53L191 54ZM205 51H203L202 53H204ZM215 52V51H214ZM218 52V51H217ZM224 52V51H223ZM227 52H229V51H227ZM242 52V51H241ZM249 52V51H248ZM262 52H263V54H262V57H263V55H264V50L262 49ZM148 53V52H147ZM185 53V52H184ZM184 53L181 55V57L182 58H184L185 56H183L184 55ZM197 53H199V52H197ZM213 53V52H212ZM219 53V52H218ZM222 53V52H221ZM231 53V52H230ZM230 53H228V54H230ZM235 53V52H234ZM244 53V52H243ZM243 53L241 54V55H243ZM246 53V52H245ZM253 53V52H252ZM251 53V54H252ZM128 54V53H127ZM166 54V56H168L167 55V53H165ZM169 54V53H168ZM171 54H173V53H171ZM227 53H225V55H226ZM247 54H250V52L249 53H247ZM255 54V53H254ZM261 54V52L258 54V55H260ZM115 55V54H114ZM121 55V54H120ZM129 55V54H128ZM163 56V60L165 61L166 60V58L168 59V57H166L164 54H162ZM185 55L187 56L188 54H186L185 53ZM199 55V54H198ZM201 55V54H200ZM224 55V57H226ZM233 54H231V55H229V57H231ZM245 55V54H244ZM126 56V55H125ZM131 56V55H130ZM135 56H136V54H135ZM160 56H161V54H160ZM174 56H175V54H174ZM174 56H173V58H174ZM178 56H177V58H178ZM203 56H204V54H203ZM208 56V55H207ZM212 56V55H211ZM234 56H235V54H234ZM252 55H250V57H251ZM254 56H256L257 57V55H254ZM253 56V57H254ZM123 57V56H122ZM132 57V56H131ZM166 57V58H165ZM201 57V56H200ZM213 57V56H212ZM222 57V56H221ZM228 57V56H227ZM226 57V58H227ZM237 57V56H236ZM235 57V58H236ZM245 57V56H244ZM243 57V58H244ZM256 57H254L253 59H255ZM258 57H260L261 59H262V57L261 56H258ZM141 58V57H140ZM165 58V59H164ZM181 58V59H182ZM203 58V57H202ZM205 59H207L206 57H204ZM209 58V57H208ZM214 58V57H213ZM219 57H217V59H218ZM233 58V57H232ZM238 58V57H237ZM248 58V57H247ZM133 59V58H132ZM160 59H161V57H160ZM179 59H180V57H179ZM180 59V60H181ZM191 59H193V58H191ZM197 59V58H196ZM224 59V58H223ZM222 59V60H223ZM229 59H231V58H229ZM240 59V58H239ZM238 59V61H240ZM252 58L250 59L251 61L253 60ZM137 60V59H136ZM183 60V59H182ZM194 60V59H193ZM198 60V59H197ZM214 60V59H213ZM216 60V59H215ZM219 60V59H218ZM220 60H221V58H220ZM225 60V59H224ZM227 60H228V58H227ZM232 60V59H231ZM235 61L237 60V59H234ZM233 60V61H234ZM242 60V59H241ZM246 60V59H245ZM257 60V59H256ZM255 60V61H256ZM260 60V59H259ZM115 61V60H114ZM124 61V60H123ZM160 61V60H159ZM163 61V62H164ZM184 61H186V60H184ZM199 61V60H198ZM202 62H203V60H201ZM205 61V60H204ZM211 61V60H210ZM249 60H247V61H245V62H248ZM254 61V60H253ZM120 62H122V61H120ZM143 62H144V59H143ZM147 62V61H146ZM162 62V61H161ZM162 62V63H163ZM169 62V61H168ZM181 62V61H180ZM183 62V61H182ZM181 62V63H182ZM195 62H196V60H195ZM201 62V63H202ZM213 62V61H212ZM218 62V61H217ZM228 62V61H227ZM226 61L225 62H223V64H226L227 63ZM250 62V61H249ZM257 62V61H256ZM109 63V62H108ZM194 63V62H193ZM198 63V62H197ZM215 63V62H214ZM220 63V62H219ZM229 63V62H228ZM227 63V66L229 65L230 66V64H228ZM236 62H234V64H235ZM253 63V62H252ZM259 63H261V65H264V64H262V63H264V61H262L261 60V62L259 61ZM99 64H101V63H99ZM102 64H104V63H102ZM101 64V65H102ZM161 64V63H160ZM164 64V63H163ZM170 64H172V62L170 63ZM183 64V63H182ZM194 64H196V63H194ZM222 64V65H223ZM234 64H231V65H234ZM240 64V63H239ZM243 61H241V64H240V67H242L243 68ZM248 64V63H247ZM167 65V64H166ZM185 65H187V63L185 62V64H184V66L183 67H185ZM189 65H191L192 66V63L191 64H189ZM202 65V64H201ZM205 65V64H204ZM218 65V64H217ZM221 65V64H220ZM236 65H237V63H236ZM256 65L257 66H259L258 64H255L254 65V67H256ZM107 66V65H106ZM111 66V65H110ZM117 66V64L115 65V67ZM118 66H119V64H118ZM143 66H145V65H143ZM160 66V65H159ZM163 66V65H162ZM161 66V68L163 69V67ZM165 66V65H164ZM172 66V65H171ZM190 66V67H191ZM209 66H211V64L209 65ZM224 66V65H223ZM247 66V65H246ZM251 67L250 68H253L252 67V65H250ZM112 67V66H111ZM121 67V66H120ZM168 67H169V65H168ZM168 67H166V68H168ZM198 67V66H197ZM211 67H213V66H211ZM217 67V66H216ZM222 67V66H221ZM236 67V66H235ZM240 67H239V69H240ZM248 67V66H247ZM119 68V67H118ZM131 68V67H130ZM145 68V67H144ZM144 68L142 69L143 71H144ZM165 68V67H164ZM165 68V69H166ZM171 68V67H170ZM189 68V67H188ZM192 68V67H191ZM196 68V67H195ZM219 68H220V66H219ZM219 68H217V72H220L221 74H222V72H221V68H220V71H218V69ZM224 68H226V67H224ZM223 68V69H224ZM257 69H259L258 67H256ZM260 68H262L263 69V66H261ZM103 69V68H102ZM113 69V68H112ZM116 68H114L113 70H115ZM165 69L163 70V71H165ZM181 69V68H180ZM187 69V68H186ZM190 69V68H189ZM188 69V70H189ZM193 69V68H192ZM202 69V68H201ZM201 69H200V71H201ZM210 69V71H211V73H212V69L211 68H209ZM214 69V68H213ZM222 69V70H223ZM227 69V68H226ZM226 69H225V73L226 72H229V71H226ZM229 69H231V66H230V68ZM234 69V68H233ZM244 69V68H243ZM242 69V70H243ZM245 69H246V67H245ZM244 69V70H245ZM254 69V68H253ZM252 69V70H253ZM257 69H255V70H257ZM95 70V69H94ZM107 70V69H106ZM136 70V69H135ZM161 70V69H160ZM170 70V69H169ZM172 70H175V69H173L172 68ZM171 70V71H172ZM183 70H185V69H183ZM191 70V69H190ZM194 70V69H193ZM207 70V69H206ZM235 70V69H234ZM236 70H238V69H236ZM248 70V69H247ZM254 70V72H256ZM111 71V70H110ZM177 71H179V70H177ZM182 71V70H181ZM209 71V70H208ZM233 71V70H232ZM258 71V70H257ZM183 72H185V71H183ZM188 71L186 70V73H187ZM216 72V73H217ZM236 72V71H235ZM254 73L253 71H248V72H245V74L246 73ZM127 73V72H126ZM161 73H163V72H161ZM169 73V72H168ZM180 73V72H179ZM190 73V72H189ZM194 73V72H193ZM200 73V72H199ZM207 73V72H206ZM216 73H214L215 75H216ZM219 73V74H220ZM223 73H224V71H223ZM224 73V74H225ZM236 73H239V72H236ZM236 73H235V76H236ZM263 73H264V71H263ZM95 74V73H94ZM112 74V73H111ZM114 74V73H113ZM131 74V73H130ZM142 74V73H141ZM140 74V75H141ZM147 74V73H146ZM172 76H174L175 75V72H173L172 71ZM174 74V75H173ZM178 74V73H177ZM191 74V73H190ZM202 74H203V72H202ZM204 74H205V71H204ZM218 74V75H219ZM220 74V75H221ZM227 74V73H226ZM242 74V73H241ZM258 76H257V75ZM261 72H257V73H254V74H249V76H251V77H253V76H257L258 78H260L261 80L263 79L262 77H264L263 75H262V77H261ZM102 75V74H101ZM139 75V74H138ZM180 75V74H179ZM178 75V76H179ZM186 75V74H185ZM201 75V73L199 74V76ZM207 75L209 76L210 74L209 73H207ZM223 75V74H222ZM221 75V76H222ZM228 75H229V73H228ZM238 75V74H237ZM110 76V75H109ZM150 76V75H149ZM159 76H160V74H159ZM167 76V75H166ZM187 76V75H186ZM186 76H185V78H186ZM208 76H206L205 78H207ZM214 75L212 74V77H213ZM217 76V75H216ZM224 76V75H223ZM226 77H228L227 75H225ZM234 76V75H233ZM242 76H244V75H242ZM246 77L248 76L247 74L245 75ZM244 76V78H242L241 76H240V78H242V79H249V76L246 78ZM103 77V76H102ZM101 77V78H102ZM114 77V76H113ZM116 77V76H115ZM122 77V76H121ZM120 77V78H121ZM162 77V76H161ZM181 77V76H180ZM211 77V78H212ZM215 77V76H214ZM225 77V78H226ZM256 77V78H257ZM111 78V77H110ZM117 78V77H116ZM136 78H138V76L136 77ZM169 78V77H168ZM178 78V77H177ZM177 78H175L176 80H177ZM191 78V77H190ZM202 78H203V76H202ZM231 78H233V77H231ZM235 78V77H234ZM237 78H239V77H237ZM255 77H253V78H251V80H253ZM255 78V79H256ZM99 79V78H98ZM140 80L142 79L141 77L139 78ZM167 79V78H166ZM172 79V78H171ZM180 81L183 79V77H182V79L181 78H178ZM219 80L217 77L215 78V80ZM221 80H222V78H220ZM223 79H224V77H223ZM236 79V78H235ZM241 79V80H242ZM254 79V80H255ZM142 80H144V79H142ZM146 80V79H145ZM163 80H164V78H163ZM198 80V79H197ZM202 80H204V79H201V81ZM225 80V79H224ZM239 80V79H238ZM238 80H234L235 82H237ZM264 80V79H263ZM106 81V80H105ZM111 81H112V78H111ZM168 81V80H167ZM171 81V80H170ZM179 81V82H180ZM200 81V79H199V82H201ZM205 82L207 81V80H204ZM203 81V82H204ZM210 82H211V80H209ZM208 81V82H209ZM249 81H250V79H249ZM248 80H247V82H249ZM257 81H259V79L257 80ZM257 81H256V83H257ZM96 82H97V80H96ZM107 82V81H106ZM108 82H109V80H108ZM124 82V81H123ZM134 82V81H133ZM140 82V81H139ZM144 82V81H143ZM146 82H148L149 83V81H147L146 80ZM169 82V81H168ZM173 82H175V80H173ZM172 81L170 82L171 84L173 83ZM177 82H178V80H177ZM178 82V83H179ZM194 82V81H193ZM198 82V81H197ZM198 82V85H200L201 83H199ZM204 82V86H206L205 83ZM209 82V83H210ZM217 82V81H216ZM219 82H221V81H219ZM230 82H231V80H230ZM238 82H240V83H244L245 81H238ZM237 82V85L239 84ZM246 82V83H247ZM250 82H252V81H250ZM254 82V81H253ZM260 82V81H259ZM103 83H104V81H103ZM135 83H136V81H135ZM141 83V82H140ZM186 83V82H185ZM185 83L183 84L184 86H187V85H185ZM209 83H207L208 85H209ZM212 83V82H211ZM223 83V82H222ZM222 83H221V85H222ZM242 83V84H243ZM134 84V83H133ZM142 84V83H141ZM144 84H146L147 85V83H144ZM171 84H169V85H171ZM215 84V83H214ZM217 84V83H216ZM220 84V83H219ZM226 84V83H225ZM229 84V83H228ZM230 84H234L233 82H231ZM263 84V83H262ZM101 85V84H100ZM124 85V84H123ZM122 85V86H123ZM127 85V84H126ZM135 85V84H134ZM140 85V84H139ZM168 85V86H169ZM177 85V84H176ZM176 85H175V87H176ZM195 85V84H194ZM197 85V84H196ZM197 85V87L198 88H196V90H194V93L195 94H198L197 93V90H200L199 89V87L200 86H198ZM218 85V84H217ZM220 85V86H221ZM223 85H224V83H223ZM227 85V84H226ZM249 85V84H248ZM254 86H255V84H253ZM258 85H259V83H258ZM257 85V86H258ZM113 86V85H112ZM120 86V85H119ZM144 86V85H143ZM152 86H153V84H152ZM174 86V85H173ZM177 86H179V85H177ZM181 86V85H180ZM219 86V87H220ZM233 86V85H232ZM239 86V85H238ZM237 86V87H238ZM261 86V85H260ZM263 86V85H262ZM261 86V87H262ZM114 87V86H113ZM140 87V86H139ZM151 87V86H150ZM172 87V86H171ZM209 87V86H208ZM228 87H231V86H228ZM241 86H239V88H240ZM246 87H248V86H246ZM100 88V87H99ZM141 88V87H140ZM170 88V87H169ZM202 88V87H201ZM204 88V87H203ZM206 88V87H205ZM213 88V87H212ZM211 88V89H212ZM215 88H217V86L215 87ZM260 88V87H259ZM259 88L257 89V87H255V89H257V90H259ZM263 89H264V87H262ZM261 88V89H262ZM96 89H98V88H96ZM95 89V90H96ZM142 89V88H141ZM145 89H147V86H145V88H144V90ZM185 89V88H184ZM186 89H187V87H186ZM189 89V88H188ZM195 89V88H194ZM207 89V88H206ZM214 89V88H213ZM227 89V88H226ZM225 89V90H226ZM243 88H241V90H242ZM249 89V88H248ZM252 89H253V87H252ZM260 89V90H261ZM262 89V90H263ZM128 90V89H127ZM143 90V89H142ZM171 91L173 90V89H170ZM176 90H177V88H176ZM189 90H191V89H189ZM203 90H205V89H203ZM219 90V93H222V91L220 92V88L218 89ZM230 90V89H229ZM250 90H251V86H250ZM259 90V91H260ZM99 91V90H98ZM125 91V90H124ZM129 91V90H128ZM182 91V90H181ZM201 91V90H200ZM199 91V92H200ZM214 91V90H213ZM234 91V90H233ZM244 91V90H243ZM95 92V91H94ZM139 92H140V89H139ZM145 92H146V90H145ZM144 92V93H145ZM170 92V91H169ZM174 92V91H173ZM184 92H186V91H184ZM183 92V93H184ZM190 92H193L192 90L190 91ZM202 92V91H201ZM200 92V93H201ZM204 92V91H203ZM202 92V93H203ZM209 92V91H208ZM215 92V91H214ZM226 92V91H225ZM235 92V91H234ZM237 92V91H236ZM240 92H242V91H240ZM257 92V91H256ZM99 93V92H98ZM128 93V92H127ZM133 93V92H132ZM132 93L130 94V95H132ZM150 93V92H149ZM176 93V92H175ZM189 93V92H188ZM199 93V94H200ZM232 93V91L230 92V94ZM244 93H245V91H244ZM253 93H255V92H253ZM252 93V94H253ZM263 93V92H262ZM96 94V93H95ZM116 94H118V93H116ZM124 94V93H123ZM122 94V95H123ZM141 94V93H140ZM146 94H148V93H145V95ZM152 94V93H151ZM150 94V95H151ZM170 94V93H169ZM169 94H168V96H169ZM174 94V93H173ZM172 94V95H173ZM178 94V93H177ZM195 94H193L192 93V95L191 94H187V95H191V96H194ZM209 94V93H208ZM214 94V93H213ZM217 94V93H216ZM229 93H227L225 96H227ZM237 95H238V92L236 93ZM240 94V93H239ZM250 94V93H249ZM257 94H261V93H257ZM256 94V95H257ZM94 95V94H93ZM114 95V94H113ZM137 95V94H136ZM142 95V94H141ZM144 95V96H145ZM152 95H154V94H152ZM186 95V94H185ZM204 95V94H203ZM210 96H211V94H209ZM215 95V94H214ZM218 95V94H217ZM235 95V94H234ZM233 95V96H234ZM243 95V94H242ZM263 95V94H262ZM78 96H80V95H78ZM124 96H126V95H124ZM133 96V95H132ZM143 96V98H147L146 96L144 97ZM164 96V95H163ZM165 96H167L166 94H165ZM167 96V97H168ZM188 96V98H190L191 99V97H189ZM201 96V95H200ZM208 96V95H207ZM207 96H205V97H207ZM209 96V97H210ZM222 96V95H221ZM229 96V95H228ZM232 96V94H231V96L230 97H233ZM248 96V95H247ZM264 96V95H263ZM75 96H73V98H74ZM133 97H135V96H133ZM150 97V96H149ZM178 97V96H177ZM180 97V96H179ZM198 97V96H197ZM256 98H260V99H264V98H262V96L260 97V95L257 97V96H255ZM151 98V97H150ZM149 98V99H150ZM154 98V97H153ZM163 98V97H162ZM165 98V97H164ZM164 98H163V100H164ZM187 98V99H188ZM194 98H195V96H194ZM208 98V97H207ZM206 98V99H207ZM234 98H235V96H234ZM256 98H254V100H253V98L252 99H250V100H252V101H254V103L256 102V101H258ZM125 99V97H123L122 98V100H124ZM132 99V98H131ZM148 99V98H147ZM146 99V100H147ZM148 99V100H149ZM152 99V98H151ZM195 99H197V98H195ZM200 99V98H199ZM205 99V98H204ZM205 99V100H206ZM209 99V98H208ZM239 99H241L240 101H242V100H244L243 98H239ZM248 99V98H247ZM246 99V100H247ZM255 99H256V101H255ZM259 99V102L260 101H262V100H260ZM107 100V99H106ZM130 99L128 98V101H129ZM134 100V99H133ZM137 100V99H136ZM143 100H145V99H143ZM145 100V101H146ZM147 100V101H148ZM153 100V99H152ZM172 100V99H171ZM184 100H186V99H184ZM192 100V99H191ZM201 100H202V98H201ZM221 100H222V98H221ZM227 100H229V99H227ZM233 100H235L236 101V99H233ZM109 101V100H108ZM188 101H189V99H188ZM195 101V100H194ZM193 101V102H194ZM197 101V100H196ZM211 101V100H210ZM225 101V100H224ZM67 102V101H66ZM110 102V101H109ZM133 102V101H132ZM139 102V101H138ZM150 103L152 102V101H149ZM149 102L148 103H146L148 106H150L149 105ZM154 102V101H153ZM177 102V101H176ZM181 102V101H180ZM190 102V101H189ZM207 102V101H206ZM217 102V101H216ZM226 102V101H225ZM249 102V99H248V101H242V102H238L239 104H240V106L241 105H245V104H247ZM119 103V105H120V103L121 102H118ZM129 103H131L130 101H129ZM136 103H137V101H136ZM155 103V102H154ZM158 103V102H157ZM198 103V102H197ZM215 103V102H214ZM235 103V102H234ZM244 103V104H243ZM253 102L251 103V101H250V104L248 103V106H251L252 104H254ZM261 103V102H260ZM258 104V102L256 103V107L254 106V108H260L259 107V105H261V104ZM263 103H264V101H263ZM262 103V104H263ZM76 104V103H75ZM122 104V103H121ZM128 104V103H127ZM133 104H134V102H133ZM153 104V103H152ZM176 104V103H175ZM63 105V104H62ZM65 105V104H64ZM113 105V104H112ZM112 105H110V106H112ZM124 105V104H123ZM130 105V104H129ZM178 105V104H177ZM189 105V104H188ZM195 105V104H194ZM216 105V104H215ZM227 105H228V101H227ZM226 105V106H227ZM230 105V104H229ZM228 105V106H229ZM115 106V105H114ZM113 106V107H114ZM135 106H137V105H135ZM153 106V105H152ZM157 106V105H156ZM156 106H153V108L154 107H156ZM197 106V105H196ZM227 106V107H228ZM232 106V105H231ZM237 106H239V105H237ZM253 106V105H252ZM251 106V107H252ZM119 107V106H118ZM130 107V106H129ZM139 107L141 108V106L139 105ZM151 107V106H150ZM184 107V106H183ZM183 107H182V110H183ZM205 107V106H204ZM222 107V106H221ZM243 107V106H242ZM261 107H263L262 109H264V104H263V106L261 105ZM128 108V107H127ZM134 108H136V107H134ZM137 108H138V106H137ZM136 108V109H137ZM143 108V107H142ZM210 108V107H209ZM246 108H249V107H246ZM246 108H241L240 110L244 113V109L246 110ZM253 107H252V109H254ZM257 108V109H258ZM130 109H133V108H130ZM136 109H135V111H136ZM139 109V108H138ZM137 109V110H138ZM159 109V108H158ZM157 109V110H158ZM197 109V108H196ZM224 109H225V107H224ZM252 109H250V111L252 110ZM262 109H258V110H261V111H258V110H255L256 111V115H260L261 116V112H262ZM67 110H68V107H67ZM123 110H125L124 108H123ZM141 110V109H140ZM143 110V109H142ZM141 110V111H142ZM154 110V109H153ZM160 110V109H159ZM165 110V109H164ZM186 110V109H185ZM198 110H199V108H198ZM202 110V109H201ZM211 110H213V109H210V111ZM223 110V109H222ZM229 110V109H228ZM249 110V109H248ZM248 110H246V112L248 111ZM62 111V110H61ZM71 111V110H70ZM126 111V110H125ZM128 111V110H127ZM131 111V110H130ZM134 111V110H133ZM132 111V112H133ZM192 111V110H191ZM197 111V110H196ZM208 111V110H207ZM218 111V110H217ZM221 111V110H220ZM233 111V110H232ZM238 111V110H237ZM257 111L258 112H260V113H258L257 114ZM65 112V111H64ZM74 112V111H73ZM76 112V111H75ZM90 112V111H89ZM124 112V111H123ZM146 112V111H145ZM144 112V113H145ZM168 112V111H167ZM175 112V111H174ZM194 112H195V110H194ZM212 112V111H211ZM215 112H216V110H215ZM215 112H213V114L215 113ZM226 113L225 114H228L229 113V111H228V113H227V111H225ZM234 112V111H233ZM236 112V111H235ZM234 112V113H235ZM245 112V113H246ZM118 113V112H117ZM128 113V112H127ZM130 113V112H129ZM138 113H141L139 110H138ZM147 113V112H146ZM163 113V112H162ZM197 114H198V112H196ZM196 113L194 114L195 116H193L192 118H194V117H197L196 116ZM204 113V112H203ZM243 113H240V114H243ZM244 113V114H245ZM263 115H264V110H263ZM70 114H71V112H70ZM124 114H126V112L124 113ZM166 114V113H165ZM200 114V113H199ZM213 114H211V115H213ZM221 115H222V113H220ZM232 113H230V115H231ZM61 115V114H60ZM94 115V114H93ZM109 115H111V114H109ZM141 115V114H140ZM144 115V114H143ZM149 115V114H148ZM159 115V114H158ZM188 115V114H187ZM203 115V114H202ZM207 115V114H206ZM215 115H216V113H215ZM236 115V114H235ZM238 115V114H237ZM237 115L235 116V117H233L234 116V114L232 115V119H231V116H228V118L226 119L225 117H227V116H225V117H223L224 119H225V125H223V127L224 126H226V123H228V122H230L231 123V121H229V119H231V120H233L234 118H236L237 117ZM247 115H249L248 117L250 118V114H248V113H246V115H245V117H247ZM258 115V117H260ZM263 115H262V117H263ZM66 116V115H65ZM77 116V115H76ZM126 116H127V114H126ZM192 116V115H191ZM240 116V118H241V115H239ZM252 116V115H251ZM84 117V116H83ZM109 117V116H108ZM116 117V116H115ZM149 117V116H148ZM147 117V118H148ZM200 117V116H199ZM202 117H204V116H202ZM207 117V116H206ZM205 117V118H206ZM213 117V116H212ZM244 117V116H243ZM247 117V118H248ZM254 117H257V116H254ZM262 117H260V118H258L259 120H260V123H261V120H263L264 119V117L262 118ZM59 118V117H58ZM62 118V117H61ZM66 118H67V116H66ZM117 118V117H116ZM127 118V117H126ZM141 118H143V117H141ZM145 118V117H144ZM150 118H151V116H150ZM163 118V117H162ZM185 118H187V117H185ZM214 118H215V116H214ZM219 118H220V116H219ZM252 118V117H251ZM262 118V119H261ZM83 119V118H82ZM114 119V118H113ZM120 119V118H119ZM138 119H140V118H138ZM190 119V118H189ZM196 119V118H195ZM48 120V119H47ZM84 120V119H83ZM99 120V119H98ZM116 120V119H115ZM137 120V119H136ZM153 120V119H152ZM192 120V119H191ZM205 120H207L208 121V118L207 119H205ZM222 120V118H220L219 119V121H221ZM235 120L236 119H234L233 121L235 122ZM241 120H243L242 122H244V119H241ZM90 121V120H89ZM122 121V120H121ZM140 121H144V120H140ZM186 121V120H185ZM199 121V120H198ZM214 121H215V119H214ZM218 121V120H217ZM237 121V120H236ZM249 121V120H248ZM247 121V122H248ZM255 121V120H254ZM257 122H258V120H256ZM49 122V121H48ZM78 122V121H77ZM113 122V121H112ZM136 122V121H135ZM147 122V121H146ZM216 122V121H215ZM221 122H224L223 120L221 121ZM221 122H218V124L219 125H222V123ZM241 122V123H242ZM257 122H254V124L255 123H257ZM27 123V122H26ZM104 123V122H103ZM117 123H119V125H120V123H122V124H124V122H118L117 121ZM151 123V122H150ZM150 123H148L149 125H150ZM212 123H213V121H212ZM229 123V124H230ZM233 123V122H232ZM231 123V125L232 126H230L229 125V129H230V127L233 129V127L235 126L234 125V123L232 124ZM240 123V124H241ZM249 123V122H248ZM248 123H247V125H248ZM250 123H251V121H250ZM258 124V125H261L262 126V124H263V122L261 123V124ZM86 124V123H85ZM88 124V123H87ZM86 124V125H87ZM105 124V123H104ZM122 124H121V127H122ZM143 124H144V122H143ZM157 124V123H156ZM200 124V123H199ZM204 124H207V123H204ZM215 124L216 123H214V124H211V125H213L214 126V129H216V126H215ZM224 124V123H223ZM240 124H239V126H240ZM244 124H246V122L244 123ZM252 124V123H251ZM253 124V125H254ZM18 125V124H17ZM23 125V124H22ZM28 125V124H27ZM56 125V124H55ZM79 125H80V123H79ZM96 125V124H95ZM109 124H107V126H108ZM112 125H115L114 123L112 124ZM117 125V124H116ZM116 125H115V127H116ZM140 125V123L138 122V126ZM208 125H210V124H208ZM219 125H218V127L217 128H219ZM234 125V126H233ZM237 125V124H236ZM19 126V125H18ZM25 126V125H24ZM85 126V125H84ZM111 126V125H110ZM109 126V127H110ZM123 126H125V124L123 125ZM126 126H127V124H126ZM144 126V125H143ZM147 126V125H146ZM238 126V125H237ZM246 126V125H245ZM250 126V125H249ZM256 126V125H255ZM255 126H254V128H255ZM78 127V126H77ZM89 127H90V125H89ZM142 127V126H141ZM147 127H149V126H147ZM146 127V128H147ZM179 127V126H178ZM177 127V128H178ZM205 127V126H204ZM212 126H210V128H211ZM221 127V126H220ZM227 127H228V124H227ZM227 127H225V128H227ZM236 127V126H235ZM242 127H243V124H242ZM54 128H55V126H54ZM80 128H82V127H80ZM80 128H78V129H80ZM96 128V127H95ZM100 128V127H99ZM101 128H103L102 127V124H101ZM105 128V127H104ZM107 128V127H106ZM119 128V127H118ZM185 128V127H184ZM183 128V129H184ZM210 128H208V129H210ZM251 128V127H250ZM254 128H252V129H254ZM262 128H264L263 126H262ZM5 129V128H4ZM83 129V128H82ZM91 129V128H90ZM92 129H94V128H92ZM109 129H111V127L109 128ZM115 129V128H114ZM117 129V128H116ZM119 129H121V128H119ZM143 129H145V127L143 128ZM150 129V128H149ZM180 129H182L181 127H180ZM198 129H199V127H198ZM206 129V128H205ZM221 130L223 129V128H220ZM235 129H237V128H235ZM244 129V128H243ZM15 130V129H14ZM46 130V129H45ZM49 130V129H48ZM95 130H99L98 128H96ZM95 130H92V132H95ZM104 130V129H103ZM151 130V129H150ZM175 130H177V129H175ZM185 130V129H184ZM188 131H189V129H187ZM186 130V131H187ZM194 130V129H193ZM201 130V129H200ZM203 130H204V128H203ZM202 130V131H203ZM216 130H218V129H216ZM237 130H239V129H237ZM237 130H236V132H237ZM255 130H257V128L255 129ZM260 130V129H259ZM262 130H264V129H262ZM16 131V130H15ZM78 131V130H77ZM86 132L84 133V134H86L87 133V130H85ZM106 131V130H105ZM118 131V130H117ZM142 131V130H141ZM195 131H197V130H195ZM199 131V130H198ZM219 131V130H218ZM223 131H226V130H224L223 129ZM232 132H234V130H231ZM244 131H246V130H244ZM243 131V132H244ZM19 132V131H18ZM31 132V131H30ZM36 132V131H35ZM103 132V131H102ZM102 132H97V133H99L98 135H95L96 137L98 136V137H101V136H99V135H102V137H103V134L104 133H106V135H108L109 134V132H110V130H109V132H104L103 134H102ZM124 133L125 131L124 130H122L121 131V133ZM180 132V131H179ZM200 132V131H199ZM209 132V131H208ZM207 132V133H208ZM255 132V131H254ZM264 132V131H263ZM263 132L262 133H260L261 134V136H262V134H263ZM27 133V132H26ZM34 133V132H33ZM36 133H38V132H36ZM43 133V132H42ZM46 133V132H45ZM57 133V132H56ZM81 133H82V131H81ZM101 133V134H100ZM117 133V132H116ZM115 133V134H116ZM127 133V132H126ZM148 133V132H147ZM167 133V132H166ZM165 132H162V134H163V136H162V134L160 135V136H158V137H162V139L163 138H165V136H164V134H166ZM173 133H174V131H173ZM183 133H185L184 131H183ZM187 133H189V132H187ZM196 133V132H195ZM195 133H193V134H195ZM203 134L202 133V135H201V139L200 140H202V137H203V139H204V137L205 136H203V135H206V137L208 136L210 139H213V137H210L208 134ZM219 133H220V131H219ZM224 132H222V134H223ZM226 133V132H225ZM229 132H227L226 134H228ZM247 132H245V134H246ZM251 133H253V132H251ZM22 134V133H21ZM91 134H94V133H91ZM96 134V133H95ZM115 134H114V136H115ZM120 134V133H119ZM160 134V133H159ZM172 134V133H171ZM170 134V135H171ZM199 134V133H198ZM231 133H229L228 135H230ZM233 134V133H232ZM236 135H237V133H235ZM235 134L233 135V137L235 136ZM244 134V133H243ZM257 134V133H256ZM260 134L258 135L257 134V139L255 138V140L257 141H261V139H260ZM17 135V134H16ZM72 135V134H71ZM77 135V134H76ZM196 136H197V133L195 134ZM194 135V136H195ZM221 135V134H220ZM227 135V136H228ZM6 136V135H5ZM62 136V135H61ZM83 136V135H82ZM105 136V135H104ZM127 136V135H126ZM125 136V138L127 139V137ZM132 136V135H131ZM146 136V135H145ZM167 136V135H166ZM172 136V135H171ZM185 136H187V134L185 135ZM185 136H184V138H185ZM188 136H190V135H188ZM187 136V137H188ZM238 136V135H237ZM245 136V135H244ZM247 136V135H246ZM250 136H251V134H250ZM255 136V135H254ZM263 136H264V134H263ZM262 136V137H263ZM66 137H68V136H66ZM72 137V136H71ZM70 137V138H71ZM78 137V136H77ZM83 137H85V136H83ZM94 137V136H93ZM102 137H101V141H103L102 140ZM108 137H109V135H108ZM108 137L107 136H105V138L106 139H108ZM168 137V136H167ZM186 137V138H187ZM198 137V136H197ZM232 137V138H233ZM243 137V136H242ZM7 138V137H6ZM64 138H65V136H64ZM64 138L62 139V140H64ZM122 138V137H121ZM124 138V137H123ZM135 138H137V137H135ZM189 138V137H188ZM187 138V139H188ZM190 138H193L192 136L190 137ZM226 138V137H225ZM235 138V137H234ZM238 137H236V139H237ZM245 138V137H244ZM243 138V139H244ZM259 138V139H258ZM22 139V138H21ZM54 139V138H53ZM69 139V138H68ZM80 139H81V137H80ZM79 139V140H80ZM89 140H90V137L88 138ZM92 139V138H91ZM104 139V138H103ZM129 139V138H128ZM139 139V138H138ZM169 139V138H168ZM228 139V138H227ZM231 138H229L228 140L229 141H231L230 140ZM236 139L234 140V142L236 141ZM246 139V138H245ZM244 139V140H245ZM249 139V138H248ZM252 139V138H251ZM43 140V139H42ZM51 140V139H50ZM83 140V139H82ZM94 140V139H93ZM92 140V141H93ZM97 141H98V138L96 139ZM116 140V139H115ZM115 140H114V142H115ZM125 140V139H124ZM154 140V139H153ZM159 140H161V138H159ZM173 140H174V138H173ZM173 140H171V142L173 141ZM177 139H175V141H176ZM186 140V139H185ZM188 140H190V139H188ZM195 140V139H194ZM197 140V139H196ZM195 140V141H196ZM199 140V139H198ZM205 140L207 141V138H205ZM204 140V141H205ZM227 140V141H228ZM255 140H253L252 141V143H255L256 141ZM263 141H264V138L262 139ZM60 141V140H59ZM67 140L65 139V141H62L63 143L64 142H66ZM85 141H87V139L85 140ZM91 141V140H90ZM121 141V140H120ZM123 141V140H122ZM128 141H130V140H128ZM133 141V140H132ZM136 141H137V139H136ZM139 141V140H138ZM168 141H170V140H168ZM174 141V142H175ZM191 141V140H190ZM189 141V142H190ZM203 141V140H202ZM208 141H209V139H208ZM214 141V140H213ZM216 141V140H215ZM214 141V142H215ZM218 141H221L222 142V140H218ZM218 141H216V142H218ZM239 141V140H238ZM247 141V140H246ZM251 141V140H250ZM257 141V142H258ZM260 141H259V143H260ZM263 141L261 142V143H263ZM29 142V141H28ZM40 142V141H39ZM48 142H50V141H48ZM52 142V141H51ZM61 142V143H62ZM75 142V141H74ZM84 141H82V143H83ZM89 142V141H88ZM88 142L87 143H83L84 145L86 144H88ZM112 142V141H111ZM113 142V143H114ZM135 142V141H134ZM146 142V141H145ZM152 142V141H151ZM162 142V141H161ZM178 142V141H177ZM176 142V143H177ZM187 142V141H186ZM192 143H193V141H191ZM197 142H199V141H196V143L195 144H198ZM201 142V141H200ZM214 142H210V143H212V144H214ZM215 142V144H218V143H216ZM234 142H232L231 141V144L233 143L234 144ZM255 143V144H257L258 146L257 147H255L251 142H248V143H251V144H249V145H251V146H253V147H255V148H253V147H251V151H252V153H254V154H252V155H254L253 157H256L257 156V158H251V159H257V161H256V163H255V165H254V163H253V160H251V162L253 163L252 164V168H254L255 166V170L254 169H251L250 170V168L248 169V170H250V172H247V173H244V174H240L239 175V173H238V175L240 176V178H239V176H238V178H239V180H238V178H237V181H231V180H228V182L226 181L225 182V178H226V176L229 174V176L228 177H230V172L231 171H228V174L226 175L225 174V178H223V180L224 181H217L219 178H218V176H217V180L215 179V177H216V175H219V173L221 174V172L220 171H223V170H221L220 169V171L218 170L217 172H219L218 174H212V173H210V174H212V175H210V174H208V172L206 173V170H204L205 172H203V176H201L202 174V169L201 170H198V171H201L199 174V176L201 177L200 179H198L197 177H198V174L196 175V174H193V175H196L197 177V179L196 178H193V179H191L192 178V176L191 175H189L188 173V176H186V177H184L183 176V178H178V180L179 179H181V181H182V179H183V181L185 180V178H187V177H191V178H189V179H187V181L185 182V184H187V185H185L184 184V182H183V184L185 185H183L182 184V182L180 183L181 185H183V186H181L179 183L177 184L176 183V187L178 188V186L177 185H180L181 186V188H179L178 189V191H179V194H178V192L176 193V191H174L175 192V194H177V195H174V194H172L173 193V191H171V192H169V194H168V196H167V194L166 193H163V194H165L164 196H162L163 194L161 193V192H159V193H161L160 194V196L161 197H169V195H171L172 194V196L174 195V196H178L177 197V199H175L174 197H172V196H170L169 197V200H170V198L171 199H173V201L172 202H167L168 200H166L165 199V203L163 202L164 201V198H163V200H162V202H160L159 201V199H156L155 200V203H154V201H153V199L151 198L150 200H151V202L149 203L146 199H144V198H146L147 196H145V197H142L144 200H146V201H144V200H142L141 198H139V201L137 200V203L136 202H133V204L135 205H139L138 204V202L140 203V201H141V204H140V206H142V202H144V203H146L147 202V204H148V207H150L151 206V208H147V209H145V210H148V212H145V210H143L146 206H147V204H143L144 206H143V208L141 207V210H142V213H141V211L139 210L140 208L138 207H135V208H137V210H133V209H135L134 207L133 208H131V206H133L132 204H129L130 202H132V199L130 200V202L127 200H124V201H126L129 205H130V207L128 206H125L126 204V202L124 203V206L125 207H127L128 209H125L124 207L122 208L121 206V208L124 210V211H119V209H121L119 206H114L115 208H117L118 209V211H119V213H117L118 215H120V217H124V219H123V221H122V224L120 225V223L121 222H119V219H117L118 221L117 222H119V223H117L116 221H114V222H116V223H113L111 220H115V217H116V214L114 213L115 212V209L113 210V214L111 215V213H108V211L111 209V207L110 206H112V205H110L112 202L110 201V200H106L107 202H108V204H109V202H111L108 206H109V209H108V211H107V213H104L103 214V216L102 215H100V214H98V215H96V216H98V217H100L99 219H102L101 221H104V220H107L108 221V219H109V221L110 222H112L113 224H116V225H113V226H110V227H108L109 225L107 224H105L106 225V227H97V226H95V228H92L91 227V225L89 226L90 227V229L92 228L93 230H91V231H93V233L94 234H92V237L95 235V234H97V235H95V236H100L99 238H97V237H95L96 238V240H95V238L94 239H90V236H89V238H88V240H90V242H88V240L86 241V242H88L86 245H85V243L83 244V242H85V241H80V242H82V243H79V244H77L76 245V249L78 248V247H81L80 249H78V250H75V252L77 253V252H81V254H85L86 255V253H88L87 254V256H89V254H91V252L93 253V250L95 251H97V249H98V251L100 252H103L104 254H105V257L103 256V260L100 262V260L101 259H99V261L98 262H100L99 264H264V209H263V207H261V208H259L258 207V204L257 203H259V199H260V205L262 206H264V201L263 200H261V198L264 196V192H263V194H261V198L258 196V194L256 193V194H254V190H256V192L258 191V190H261L260 189V186L259 185H263L264 186V146H263V144L261 145V143L260 144H258V143ZM27 143V142H26ZM59 143V142H58ZM68 143H69V140H68ZM75 143H77V142H75ZM90 143V142H89ZM94 143H95V141H94ZM106 143H107V141H106ZM112 143V144H113ZM116 143V142H115ZM114 143V144H115ZM127 143V142H126ZM130 143H131V141H130ZM142 143H143V141H142ZM220 143V142H219ZM24 144V143H23ZM42 144V143H41ZM50 144V143H49ZM65 144V143H64ZM71 144V143H70ZM72 144H73V141H72ZM97 144V143H96ZM102 144V142H100V145ZM104 144H105V141H104ZM111 144V143H110ZM128 144H129V142H128ZM132 144V143H131ZM130 144V145H131ZM138 144H139V142H138ZM137 144V145H138ZM166 144V146H167V142L165 143ZM181 144H182V142H181ZM180 144V145H181ZM190 144V143H189ZM194 144V145H195ZM206 144H207V142H206ZM209 144V143H208ZM221 144V143H220ZM230 144V145H231ZM236 144V143H235ZM234 144V145H235ZM240 144V143H239ZM242 144V143H241ZM31 145V144H30ZM35 145H37V144H35ZM43 145V144H42ZM59 145H61V144H59ZM66 145V144H65ZM91 145V144H90ZM103 145V144H102ZM120 145V144H119ZM124 145H125V143H124ZM124 145H122V146H124ZM160 145V144H159ZM169 145V144H168ZM173 145V144H172ZM176 145V144H175ZM177 145H179V144H177ZM200 145V144H199ZM201 145H202V142H201ZM219 145V144H218ZM234 145H232L233 147H234ZM237 146H238V143L236 144ZM244 145V144H243ZM243 145H240V146H243ZM261 145V146H260ZM25 146V145H24ZM52 146V145H51ZM64 146V145H63ZM77 146H78V144H77ZM76 146V147H77ZM82 146V145H81ZM81 146H80V148H81ZM94 146V145H93ZM93 146H89V149L91 148H94ZM106 146H108V145H106ZM111 146V145H110ZM109 146V147H110ZM112 146H114V145H112ZM112 146H111V148H112ZM116 146V145H115ZM121 146V145H120ZM134 146V145H133ZM132 146V147H133ZM140 146H141V143H140ZM181 146H183V144L181 145ZM196 146H198V145H196ZM196 146H193L194 148L196 147ZM202 146H204V145H202ZM209 146H211V145H209ZM208 146V147H209ZM216 145H214V147H215ZM245 146V145H244ZM244 146L243 147H238V148H236V149H238V151H240L239 149L240 148H243V149H245L244 148ZM11 147V146H10ZM55 147V146H54ZM60 147V146H59ZM69 147H70V145H69ZM69 147H68V149H69ZM71 147H72V145H71ZM74 147V146H73ZM79 147V146H78ZM96 147V146H95ZM103 147V146H102ZM125 147V146H124ZM126 147H127V145H126ZM135 147V146H134ZM133 147V148H134ZM157 147L158 146H156V148L155 149H157ZM164 148H165V146H163ZM171 147V146H170ZM175 147V146H174ZM178 147V146H177ZM206 147V146H205ZM219 146H216V148H218ZM230 147V146H229ZM246 147V146H245ZM1 148V147H0ZM8 148V147H7ZM25 148V147H24ZM31 148V147H30ZM60 148H62V147H60ZM97 148V147H96ZM99 149H100V147H98ZM116 148V147H115ZM114 148V149H115ZM123 148V147H122ZM136 148V147H135ZM134 148V149H135ZM162 149V150H165V149ZM167 148V147H166ZM172 148V147H171ZM202 148V147H201ZM212 148V147H211ZM247 148V147H246ZM12 149V148H11ZM36 149V148H35ZM54 149H56V148H54ZM58 149V148H57ZM56 149V150H57ZM66 149V148H65ZM84 149V148H83ZM88 149V148H87ZM88 149V150H89ZM105 149H107L108 150V147H106ZM113 148H112V150H114ZM128 149V148H127ZM129 149H131V148H129ZM137 149V148H136ZM140 149V148H139ZM161 149V148H160ZM169 149V148H168ZM168 149H166V151H168ZM180 150H181V148H179ZM193 149V148H192ZM197 149V148H196ZM198 149H200V148H198ZM209 149V148H208ZM213 149V148H212ZM211 149V150H212ZM219 149V148H218ZM235 149V148H234ZM2 150H3V148H2ZM15 150V149H14ZM31 150V149H30ZM62 150V149H61ZM61 150H59V152H60V154H61ZM70 150V149H69ZM73 150V149H72ZM88 150H85L86 151V153H87V151ZM93 150V149H92ZM92 150L90 151V152H92ZM102 150H104V148L102 149ZM152 150V149H151ZM184 150H185V148H184ZM184 150H182L181 152L183 153V151ZM189 150V149H188ZM226 150V149H225ZM27 151V150H26ZM25 151V152H26ZM29 151V150H28ZM35 151V150H34ZM47 151V150H46ZM110 151V150H109ZM118 151V150H117ZM122 151V150H121ZM123 151H124V149H123ZM122 151V152H123ZM154 151H156V150H154L153 149V152ZM158 151V150H157ZM156 151V152H157ZM171 151H174L175 152V148H174V150L173 149H170V151L169 152H171ZM176 151H177V149H176ZM186 151V150H185ZM190 151V150H189ZM195 151V150H194ZM198 151V150H197ZM213 151V150H212ZM214 151H215V149H214ZM221 151V150H220ZM228 151V150H227ZM236 151V150H235ZM234 151V154L236 153ZM242 151V150H241ZM241 151L239 152V153H241ZM243 151H245L246 152V149L245 150H243ZM242 151V152H243ZM43 152V151H42ZM42 152L39 154V155H41L42 154ZM52 152V151H51ZM67 152H68V150H67ZM76 152V151H75ZM78 152V151H77ZM81 152V151H80ZM94 152V151H93ZM92 152V153H93ZM95 152H96V149H95ZM99 152H101V150L99 151ZM105 152H106V150H105ZM108 152V151H107ZM106 152V153H107ZM124 152H126V151H124ZM123 152V153H124ZM127 152H128V150H127ZM133 152H134V150H133ZM152 152V151H151ZM152 152V153H153ZM168 152V153H169ZM199 152V151H198ZM202 153L204 152V150H202L201 151ZM2 153H4V151L2 152ZM32 153V152H31ZM47 153V152H46ZM48 153H50V152H48ZM55 153V152H54ZM53 153V154H54ZM56 153H58V152H56ZM71 153V152H70ZM103 153V152H102ZM101 153V154H102ZM110 152H108V154H109ZM119 153V152H118ZM130 153H132V149L130 150ZM146 153V152H145ZM160 152H158V154H159ZM162 154H163V152H161ZM176 153V152H175ZM179 153H180V151H179ZM186 153H187V151H186ZM197 153V152H196ZM202 153H199V154H201L202 155ZM211 153V152H210ZM227 153V152H226ZM238 153V154H239ZM5 154V153H4ZM44 154V153H43ZM62 154H65L64 152L62 153ZM69 154V153H68ZM67 154V155H68ZM96 154V153H95ZM94 154V155H95ZM117 154V153H116ZM158 154H156V156L158 155ZM164 154H166V153H164ZM171 154V153H170ZM169 154V155H170ZM174 154V153H173ZM173 154H171V156H170V158L171 157H173L172 155ZM204 154V153H203ZM206 154V153H205ZM204 154V155H205ZM212 154V153H211ZM220 154H222L221 152H219L218 153V155H220ZM233 154V153H232ZM244 154V153H243ZM242 154V155H243ZM37 155V154H36ZM46 155V154H45ZM56 155V154H55ZM58 156H59V154H57ZM91 155V157L93 156L92 154H90ZM112 155V154H111ZM121 155V154H120ZM123 155V154H122ZM121 155V156H122ZM126 155H127V153H126ZM130 155V154H129ZM137 155H139V154H137ZM136 155V156H137ZM143 155V154H142ZM155 155V154H154ZM183 155V154H182ZM188 155V154H187ZM207 155V154H206ZM215 155H216V153H215ZM223 155V154H222ZM221 155V156H222ZM2 156V155H1ZM38 156V155H37ZM37 156H35V157H37ZM43 156V155H42ZM46 156H48V155H46ZM50 156V155H49ZM51 156H52V154H51ZM70 156H72V155H70ZM79 156V155H78ZM105 155H103V156H100V157H104ZM121 156L118 158V160L116 161V160H112L111 158V162H108V164H106L105 166H106V168L105 169H107V168H109L110 170L113 168V169H117V168H119L118 166L119 165H121V163L124 161V159L123 158H126V157H123L122 159L123 160H120V158H121ZM132 156V155H131ZM144 156V155H143ZM160 156H163V155H160ZM168 156V155H167ZM166 156V157H167ZM176 156H177V154H176ZM195 156V155H194ZM203 156V155H202ZM224 156V155H223ZM244 156V155H243ZM248 156V155H247ZM4 157V156H3ZM33 157H34V155H33ZM40 158H41V156H39ZM38 157V158H39ZM66 157V156H65ZM94 157H98V154L96 155V156H94ZM99 157V158H100ZM111 157V156H110ZM118 157V156H117ZM116 157V158H117ZM158 157H159V155H158ZM164 157H165V155H164ZM175 157V156H174ZM183 157V156H182ZM182 157H181V155L180 156H178V157H176V158H181L182 159ZM185 157V156H184ZM187 157V156H186ZM185 157V158H186ZM201 157V156H200ZM199 157V158H200ZM204 157V156H203ZM211 157V156H210ZM209 156H208V160H209V158H210ZM214 157V156H213ZM212 157V158H213ZM225 157L227 158V156L225 155ZM239 157V156H238ZM237 157V158H238ZM250 157L251 156H249V161H245L246 162V165H247V167H248V165H249V167H250ZM6 158V157H5ZM4 158V159H5ZM37 158V159H38ZM55 158V157H54ZM58 158H61V157H58ZM63 158V157H62ZM67 158V157H66ZM69 158V157H68ZM83 158V157H82ZM98 158V159H99ZM108 158V159H107ZM106 159L107 160H109L110 161V159H109V157H107ZM141 158H143V157H141ZM161 158H163V157H161ZM161 158H158V159H160L161 160ZM169 157H167L166 159L167 160H165V161H167V162H165L163 159V163L165 162L166 164L170 161L169 159H168ZM175 158V159H176ZM196 157H194V159H195ZM216 158V157H215ZM214 158V160H216ZM218 158H220V157H218ZM217 158V159H218ZM224 158V157H223ZM237 158H236V160H237ZM42 159H43V157H42ZM45 159V158H44ZM48 160H50L49 158H47ZM93 159V158H92ZM114 159H115V157H114ZM152 159H154V158H151L150 160H152ZM190 159H191V157H190ZM197 159V158H196ZM202 159H204V158H202ZM231 160L233 159V158H230ZM238 159H240V157L238 158ZM242 159V158H241ZM36 160V159H35ZM129 160V159H128ZM133 161L135 160L136 161V159L135 158H133L132 159ZM131 160V161H132ZM137 160H139L140 161V158H138L137 157ZM142 160V159H141ZM169 160V161H168ZM172 160V159H171ZM186 160V159H185ZM188 161H189V159H187ZM186 160V161H187ZM198 160V159H197ZM207 160V166L209 167V164H208V162H210V161H208ZM211 160V159H210ZM219 160V159H218ZM222 160H224V159H222ZM221 160V161H222ZM33 160H31V165L33 164V162H32ZM38 161V160H37ZM43 161V160H42ZM59 161H61V160H59ZM59 161H57V162H59ZM99 161H101V160H99ZM104 161H106V160H104ZM144 161V160H143ZM147 161V160H146ZM145 161V162H146ZM173 162H171V163H174V161H177V160H174V158H173V160H172ZM179 161V160H178ZM187 161V162H188ZM191 161V160H190ZM189 161V162H190ZM202 161V160H201ZM241 161V160H240ZM7 162V161H6ZM41 162V161H40ZM90 162V161H89ZM96 162V161H95ZM94 162V163H95ZM101 162H103V161H101ZM121 162V163H120ZM138 162V161H137ZM137 162H135V163H137ZM162 162H160V163H162ZM185 162V161H184ZM192 162H197V161H192ZM191 162V163H192ZM212 162V161H211ZM220 162V161H219ZM223 162V161H222ZM234 162V161H233ZM244 162V163H245ZM248 162H250L249 164H247ZM255 162V161H254ZM22 163V162H21ZM24 163V162H23ZM29 163V162H28ZM36 162H34V164H35ZM42 163V162H41ZM106 163H107V161H106ZM118 163H120L119 165H118ZM133 163V162H132ZM149 164L148 165H150V166H152L151 164H150V162H148ZM177 163V162H176ZM179 163V162H178ZM190 163V164H191ZM215 163H216V161H215ZM217 163H218V161H217ZM242 163V162H241ZM4 164H6V163H4ZM26 164V163H25ZM37 164V166H39L38 165V163H36ZM35 164V165H36ZM93 164V163H92ZM103 164V163H102ZM101 164V165H102ZM105 164V163H104ZM140 164V163H139ZM144 164V163H143ZM147 164V163H146ZM153 164V163H152ZM166 164H162V165H166ZM183 164V163H182ZM186 164V163H185ZM184 164V166H186ZM203 164V163H202ZM201 164V165H202ZM219 164V163H218ZM224 164V163H223ZM231 164V163H230ZM13 165V164H12ZM22 165H24V164H22ZM45 165V164H44ZM43 165V166H44ZM46 165H47V163H46ZM49 165V164H48ZM55 165H57V164H55ZM59 165V164H58ZM80 165V164H79ZM79 165H78V167H79ZM100 165V167H102ZM135 165V164H134ZM138 165V164H137ZM136 165V169H131L132 171H134L135 172V170H138L137 169V166ZM141 165V164H140ZM193 165H195V164H193ZM200 165V166H201ZM204 165V164H203ZM213 165H215V164H213ZM212 165V163H211V167L213 166ZM222 165V164H221ZM226 165V164H225ZM246 165H245V168H247L246 167ZM34 166V165H33ZM33 166H31V167H33ZM68 166V165H67ZM117 166V167H116ZM131 166V165H130ZM142 166V165H141ZM149 166V167H150ZM168 166V165H167ZM170 166V165H169ZM176 166H178L177 164H176ZM181 165H179L178 167H180ZM190 166V165H189ZM215 166H219V165H215ZM214 166V167H215ZM224 166V165H223ZM8 167V166H7ZM18 167V166H17ZM16 167V168H17ZM22 167H24V166H22ZM35 167V166H34ZM45 167V166H44ZM43 167V168H44ZM69 167V166H68ZM67 167V168H68ZM85 167V166H84ZM97 167V166H96ZM116 167V168H115ZM123 167H124V164H123ZM122 167V168H123ZM135 167V166H134ZM134 167H131V168H134ZM140 167V166H139ZM155 167V166H154ZM160 167H162V166H160ZM186 167H188V165L186 166ZM196 167H198L199 168V166L198 165H196ZM202 167H204L205 169L206 168H208V167H206V166H202ZM216 167V168H217ZM220 167V166H219ZM228 167V166H227ZM230 167V166H229ZM228 167V168H229ZM19 168V167H18ZM26 167H24V169H25ZM29 168V167H28ZM27 168V169H28ZM42 168V169H43ZM98 168V167H97ZM129 168V167H128ZM141 168V167H140ZM142 168H143V166H142ZM159 168V167H158ZM157 168V169H158ZM163 168H165V167H163ZM167 168L168 167H166V170H167ZM181 168L183 169V166H181ZM191 168V167H190ZM194 168H195V166H194ZM197 168V169H198ZM216 168H214V170L216 171ZM221 168H222V166H221ZM231 168V167H230ZM235 168H239V166L237 167H235ZM242 168V167H241ZM20 169H21V167H20ZM19 169V170H20ZM27 169H26V171H27ZM35 169H37V168H35ZM48 169V168H47ZM56 169V168H55ZM76 169V168H75ZM82 169V168H81ZM125 169V168H124ZM127 169V168H126ZM151 169V168H150ZM155 168H153L152 170H154ZM173 169H175V168H173ZM182 169H180V170H182ZM185 169H187V168H185L184 167V170ZM192 169V168H191ZM223 169V168H222ZM233 168H231V170H232ZM10 170V169H9ZM12 170H14V169H12ZM17 170V169H16ZM31 170V169H30ZM33 170V169H32ZM38 170V169H37ZM44 170V169H43ZM84 170V168L82 169V171ZM90 170H92V169H90ZM98 170V169H97ZM104 170V169H103ZM128 170H130V169H128ZM145 170H146V168H145ZM152 170H150V171H152ZM166 170H164V171H166ZM178 170H179V168H178ZM179 170V172H181ZM188 170V169H187ZM186 170V171H187ZM214 170H211L210 169V171L209 172H212V171H214ZM224 170H226V168L224 167ZM229 170V169H228ZM234 170V169H233ZM247 170V169H246ZM7 171V170H6ZM22 171H24L23 169H22ZM34 171V170H33ZM65 171H67V170H65ZM74 171V170H73ZM100 171V173H101V171H102V169L101 170H99ZM109 171V170H108ZM112 171V173H113V171L114 170H111ZM122 171V170H121ZM120 171V172H121ZM127 171V170H126ZM131 171V172H132ZM141 171V170H140ZM140 171H139V173H140ZM143 171H144V169H143ZM159 171V170H158ZM174 171H176V169L174 170ZM189 171V170H188ZM190 171H192V170H190ZM197 171V170H196ZM11 172V171H10ZM13 172V171H12ZM19 172V171H18ZM29 172V171H28ZM31 172V171H30ZM29 172V173H30ZM35 172V171H34ZM43 172V171H42ZM60 172V171H59ZM75 172V171H74ZM73 172V173H74ZM97 173H98V171H96ZM105 172V171H104ZM104 172L102 171V173L104 174ZM110 172V171H109ZM108 172V173H109ZM123 172V171H122ZM129 172V171H128ZM131 172H130V174L129 175H132L131 174ZM155 172H157V171H155ZM155 172H154V175H155ZM159 172H161V170L159 171ZM172 172V171H171ZM170 172V173H171ZM177 172V171H176ZM179 172H177V173H179ZM185 171H183L182 173H184ZM193 173L195 172V170H193L192 171ZM191 172V173H192ZM237 172H239L238 170H237ZM242 172H244V170L243 171H241L240 173H242ZM32 173V172H31ZM97 173H95V175L97 174ZM102 173H101V176H102ZM106 173V172H105ZM119 173V172H118ZM117 173V174H118ZM125 173V172H124ZM141 173H142V171H141ZM143 173H146V171L145 172H143ZM147 173H148V171H147ZM198 173V172H197ZM204 173H206L205 175H204ZM23 174H25V173H23ZM32 174H34V173H32ZM38 174V173H37ZM59 174V173H58ZM64 174V173H63ZM69 174V173H68ZM71 174V173H70ZM84 174V173H83ZM120 174V173H119ZM123 174V173H122ZM120 175V176H125V178H126V175H128V174H126V175ZM157 174V173H156ZM159 174V173H158ZM158 174H157V177H158ZM165 175H163V173H162V175L161 176H167L166 174H168V175H170L169 173H164ZM174 174V173H173ZM185 174V173H184ZM186 174V175H187ZM207 174L208 175H210V176H213V175H215V177H214V179L213 180H207L208 179V177H207ZM231 174H235V173H233V172H231ZM15 175V174H14ZM21 175V173H19V176ZM27 175V174H26ZM25 175V176H26ZM65 175V174H64ZM92 175V174H91ZM90 175V176H91ZM98 175H99V173H98ZM128 175V176H129ZM134 175V177H137V178H139L138 176V173L135 175V173L133 174ZM138 175V176H137ZM147 175H149V174H147ZM147 175H145V176H147ZM175 175V174H174ZM16 176H17V174H16ZM15 176V177H16ZM18 176V177H19ZM25 176H24V180H25ZM28 176V175H27ZM31 176V175H30ZM35 176V175H34ZM34 176H32L33 178H34ZM70 176V175H69ZM83 176V175H82ZM104 176V175H103ZM102 176V177H103ZM114 176V175H113ZM112 176V177H113ZM117 175H115V177H116ZM119 176V175H118ZM117 177L118 179L119 178H123V177ZM140 176H141V174H140ZM145 176H143L142 177V180L145 178L146 179V181L148 180L149 181V179H147ZM151 176H153V175H151ZM156 176V175H155ZM171 177H172V175H170ZM178 176V175H177ZM182 176V174L180 175L179 174V177H181ZM205 176L207 177V181L205 180ZM219 176H221V175H219ZM236 176V175H235ZM14 177V178H15ZM17 177V178H18ZM23 177V176H22ZM22 177H20V178H22ZM37 178H38V176H36ZM77 177V176H76ZM80 177V176H79ZM89 177V176H88ZM93 177V176H92ZM109 177H110V175H109ZM156 177V178H157ZM175 177V176H174ZM195 177V176H194ZM222 177H223V175H222ZM228 177L226 178V180L228 179ZM12 178V177H11ZM27 178V177H26ZM30 177H28V179H29ZM78 178V177H77ZM90 178V177H89ZM97 178H99L98 176H97ZM128 178H130V176L128 177ZM128 178H126V180L128 179ZM133 178V176L130 178V179H132ZM136 178V179H137ZM148 178H150L149 176H148ZM161 178V177H160ZM210 178V177H209ZM221 178V177H220ZM234 178V177H233ZM2 179H4V176H3V178ZM1 179V180H2ZM23 179V178H22ZM28 179L27 180H25V183H26V185H30L28 182H26V181H28ZM92 179V178H91ZM90 179V180H91ZM94 179H95V176H94ZM112 179V178H111ZM129 179V180H130ZM140 179V178H139ZM144 179V180H145ZM151 179V178H150ZM169 179V178H168ZM174 180H175V178H173ZM176 179H177V177H176ZM197 181H196V180ZM229 179H232L231 177L229 178ZM1 180H0V183H1ZM13 180V179H12ZM16 181H17V179H15ZM19 180V179H18ZM36 180V179H35ZM38 180V179H37ZM89 180V179H88ZM93 180V179H92ZM102 180V179H101ZM125 179H123V181H122V179H121V181H122V183L124 182V181H126ZM134 180V179H133ZM141 180V179H140ZM162 180H163V178H162ZM161 180V181H162ZM172 180V179H171ZM177 180V181H178ZM188 180L190 181V180H193V181H191L192 183H189L188 182ZM222 180V179H221ZM235 180V179H234ZM30 181V180H29ZM65 181V180H64ZM63 181V182H64ZM104 181V180H103ZM103 181H100V182H102L103 183ZM106 181V180H105ZM116 181V180H115ZM119 181V180H118ZM118 181L117 182H114V183H118ZM135 181V180H134ZM145 181V182H146ZM156 181V180H155ZM155 181H152V180H150V183L152 182V183H154ZM157 181H159V180H157ZM161 181H159V182H161ZM165 181H166V179H165ZM196 183H195V182ZM12 182H14V181H12ZM19 182V181H18ZM22 184H23V182H22V180L20 181ZM32 182V185H34L35 184V188H37V186H36V183L37 182H39V180L38 181H36V183L34 182L33 183V180L31 181ZM91 182V181H90ZM99 182V183H100ZM120 182V181H119ZM127 182H128V180H127ZM127 182H125V183H127ZM135 182H141V181H135ZM144 182V183H145ZM162 182H164V181H162ZM161 182V183H162ZM174 182H176V180L174 181ZM189 184H188V183ZM222 182H224V183H222ZM6 183V182H5ZM24 183V184H25ZM61 183V182H60ZM92 183V182H91ZM109 183V182H108ZM131 182L129 181V185H130V187H129V185L126 187L125 186V189L126 190H128V187L129 188H131L132 187V183L130 184ZM147 183H149V182H147ZM156 183V182H155ZM154 183V184H155ZM170 183V182H169ZM3 184V183H2ZM85 184V183H84ZM97 183H95V185H96ZM104 184V183H103ZM111 184H112V186L113 187H116V186H114L115 184H113L112 182H111ZM119 184V183H118ZM154 184H152V185H154ZM157 184H159V183H157ZM171 184H173V183H171ZM38 185V184H37ZM41 185V184H40ZM47 185V184H46ZM98 185V184H97ZM101 185V184H100ZM120 185V184H119ZM123 185L124 184H122L120 187H122L123 188ZM133 185H135V184H133ZM138 185V184H137ZM136 185V186H137ZM143 185V184H142ZM145 185H147L146 183H145ZM156 185V184H155ZM160 185V184H159ZM163 185H165V184H163ZM174 185H175V183H174ZM174 185H172L173 187H174ZM20 186V185H19ZM44 186V185H43ZM53 186V185H52ZM61 186H62V184H61ZM84 185H82L81 186V188L83 187ZM87 186V185H86ZM85 186V187H86ZM90 186V185H89ZM139 186H140V183H139V185H138V187H135V188H132V190L131 191H133V190H135L136 188H137V190H138V188H139ZM144 186V185H143ZM148 186V185H147ZM168 186V185H167ZM171 186V185H170ZM262 186V187H263ZM3 187V186H2ZM5 187H6V185H5ZM24 187V186H23ZM26 188L28 187V186H25ZM101 187V186H100ZM103 187H105V185L103 186ZM107 188H108V186H106ZM106 187H105V189H106ZM117 187H118V185H117ZM152 187H154V186H152ZM160 188L161 186H157V188ZM173 187H172V190H173ZM175 187V189H177ZM259 187V189L257 190L256 188H258ZM7 188V187H6ZM20 188V187H19ZM29 188V187H28ZM31 188V187H30ZM29 188V189H30ZM41 188V187H40ZM45 188V187H44ZM67 188V187H66ZM80 188V189H81ZM89 188V187H88ZM94 188H95V186H94ZM119 188V187H118ZM122 188H121V190H122ZM149 188V187H148ZM166 188H169V186L168 187H166ZM3 189V188H2ZM28 189V190H29ZM61 188H59L58 190H60ZM65 189V188H64ZM90 189H92V187H90ZM89 189V190H90ZM101 189V188H100ZM113 189V188H112ZM142 189V188H141ZM154 190H155V188H153ZM164 189H165V186H164ZM164 189H161V191L162 190H164ZM171 189V188H170ZM6 190V189H5ZM25 190V189H24ZM36 190V189H35ZM42 190V189H41ZM72 190V189H71ZM71 190H67V192L68 191H70L71 192ZM111 190V189H110ZM115 190H116V188H115ZM130 190V189H129ZM150 190V189H149ZM148 190V192H151L152 193V191L150 190L149 191ZM160 189H157V191H156V193H158V191H159ZM2 190L0 189V192H1ZM53 191V190H52ZM51 191V192H52ZM62 191V190H61ZM60 191V192H61ZM94 191V190H93ZM93 191H92V194H93ZM107 191V190H106ZM117 191H119V189L117 190ZM116 191V192H117ZM125 190H123V192H124ZM130 191V192H131ZM146 191V190H145ZM165 191V190H164ZM168 191H170L169 189H168ZM202 192L203 193V197H200V199L202 198V200L205 202V200L203 199V198H205V199H208V197L210 198V199H208V201H210V202H208V204H209V206L207 205V204H204V205H207V207H205V206H203V209H201L200 211H199V214H195V215H193V214H191L189 211V213H190V215H193L192 217L190 216V215H187V214H185V212H184V214L185 215H187L185 218H183L182 216H183V214H182V216L180 217V213L181 212H183L186 208H187V206L189 205V204H192V202H193V200H196L197 201V193L198 192ZM262 191V190H261ZM261 191H258V192H261ZM2 192H4V191H2ZM19 192H21V191H19ZM18 192V193H19ZM29 192H31L32 193V191H29ZM28 192V193H29ZM45 192V191H44ZM54 192V191H53ZM64 192V191H63ZM66 192V193H67ZM82 192V191H81ZM87 192H88V190H87ZM96 192H97V190H96ZM95 192V193H96ZM104 192V191H103ZM111 192H112V190H111ZM121 192V191H120ZM119 192V193H120ZM122 192V194H124ZM128 191H126L125 193H127ZM129 192V193H130ZM138 192V191H137ZM147 192V193H148ZM153 192H155V191H153ZM163 192V191H162ZM200 192V194H201V196H202V193ZM22 193V192H21ZM25 193V192H24ZM34 193H35V191H34ZM62 193V192H61ZM72 193V192H71ZM73 193H75V192H73ZM90 193H91V191H90ZM94 193V194H95ZM100 193V192H99ZM98 193V196H100V194ZM107 193H109V191H107ZM115 193V192H114ZM133 193V192H132ZM134 193H135V191H134ZM146 193V192H145ZM156 193H153L154 195L156 194ZM171 193V194H170ZM2 194V193H1ZM68 194H70L69 192L67 193V195ZM103 193L101 192V197L105 194V192H104V194L102 195ZM110 194H113V193H109V194H107V195H110ZM122 194H120V195H122ZM139 194H140V192H139ZM141 194H143V192L141 193ZM150 194V193H149ZM148 194V195H149ZM204 194H205V196H204ZM3 195H4V193H3ZM38 195V194H37ZM51 195H53V194H51ZM59 196H60V199H61V196H62V199H63V197L64 196H66L67 197V195L65 194V192L64 193H62L61 195L60 194H58ZM96 195V194H95ZM120 195H118L119 196V198L121 197ZM144 195V194H143ZM142 195V196H143ZM147 195V194H146ZM158 195V194H157ZM157 195L155 196L156 198H160V197H157ZM194 195H196V196H194ZM256 195H257V197L259 198H257L256 197ZM2 196V195H1ZM0 196V197H1ZM17 196H18V194H17ZM21 196V195H20ZM27 196V195H26ZM57 196V195H56ZM97 196V197H98ZM112 196V195H111ZM116 196V199H118L117 197V195H115ZM115 196H113L112 198H113V200H114V197ZM124 196H125V194H124ZM136 196H138V195H135V197ZM140 196V195H139ZM138 196V197H139ZM150 196V195H149ZM198 196H200L199 195V193H198ZM254 196V197H253ZM5 197V196H4ZM36 197V196H35ZM70 197V196H69ZM105 198H106V196H104ZM109 197V196H108ZM151 197V196H150ZM197 197V198H196ZM258 199H256V198ZM2 198V197H1ZM40 198V197H39ZM71 198V197H70ZM94 198H96L95 196H94ZM103 198V197H102ZM127 198V197H126ZM131 198V197H130ZM133 198V197H132ZM196 198V199H195ZM256 200H255V199ZM3 199H5V198H2V200ZM59 199V200H60ZM91 199H93V198H91ZM98 199V198H97ZM97 199H96V202H97ZM121 199V198H120ZM148 199V198H147ZM199 199V200H200ZM264 199V198H263ZM28 200V199H27ZM30 200H31V198H30ZM58 200V201H59ZM70 200V199H69ZM75 200V199H74ZM89 200V199H88ZM95 200V199H94ZM94 200H92V201H94ZM99 200V199H98ZM61 201V200H60ZM72 200H70V202H71ZM91 201V202H92ZM101 201V200H100ZM99 201V202H100ZM120 201V200H119ZM123 201V202H124ZM133 201H135V198H134V200ZM158 201H159V203H158ZM195 201V204L197 203ZM202 201V202H203ZM262 201H263V203H262ZM3 202V201H2ZM7 202V201H6ZM36 202V201H35ZM89 202V201H88ZM114 202V201H113ZM153 202V204H151ZM201 202V201H200ZM199 202V203H200ZM19 203H20V201H19ZM74 203V202H73ZM72 203V204H73ZM119 202H117V204H118ZM172 203V204H171ZM2 204V203H1ZM3 204H4V202H3ZM22 204V203H21ZM35 204H38V203H35ZM34 204V205H35ZM46 205H47V203H45ZM62 204H63V202H62ZM68 203H66L65 205H67ZM70 204V203H69ZM91 204V203H90ZM96 205L98 204V203H95ZM99 204H101V202L99 203ZM104 204H106L105 202H104ZM115 204H116V202H115ZM121 204H122V201H121ZM150 204V205H149ZM171 204V205H170ZM195 204H194V206H195ZM7 205V204H6ZM5 205V206H6ZM27 205V204H26ZM45 205V206H46ZM74 205V204H73ZM76 205V204H75ZM135 205V206H136ZM146 205V206H145ZM37 206V205H36ZM43 206V205H42ZM107 204L105 205V206H103V210L104 209H107ZM192 206V205H191ZM193 206V207H194ZM198 206V205H197ZM31 207V206H30ZM30 207H28V208H30ZM48 207V206H47ZM62 207V206H61ZM69 207L70 206H67L66 207V210L68 211V209H69ZM75 207V206H74ZM93 207H96V206H93ZM99 207V206H98ZM98 207H96L97 208V211H95V212H99L98 210L100 209V211H102V213H103V210H101L102 209V207H99V209H98ZM106 207V208H105ZM113 207V206H112ZM202 207V206H201ZM205 207V208H204ZM1 209L2 208H4L3 206L2 207H0ZM5 208H7V206L5 207ZM64 208V207H63ZM73 208V207H72ZM130 208H131V211H128V210H130ZM200 208V207H199ZM46 209V208H45ZM44 209V210H45ZM65 209V208H64ZM91 209L92 210H90V212H91V214L90 215H92V212H93V208L91 207ZM117 209H116V211H117ZM188 209V208H187ZM194 209V211H195V208H193ZM193 209H192V211H193ZM198 209V208H197ZM8 210V209H7ZM6 210V211H7ZM39 210V209H38ZM43 210V209H42ZM42 210H41V212H42ZM48 210V209H47ZM46 210V211H47ZM61 210H63V209H61ZM61 210H59V212L61 213ZM70 210H72V209H70ZM76 210V209H75ZM74 210V211H75ZM112 210V209H111ZM110 210V212H112ZM190 210H191V208H190ZM2 211V210H1ZM4 211V210H3ZM5 211V212H6ZM56 211V210H55ZM67 211H65V212H67ZM82 211H84L83 213L85 214V210H82ZM117 211V212H118ZM128 211V212H127ZM151 212V214H150V212ZM187 211V210H186ZM193 211V213H196V212H194ZM26 212V211H25ZM44 212V211H43ZM57 212H58V210H57ZM56 212V213H57ZM95 212H93L94 214H95ZM129 213V214H127V213ZM145 212V213H144ZM7 213V212H6ZM40 213V212H39ZM38 213V214H39ZM60 213H57V215L60 217L61 215H60ZM71 213H72V211H71ZM82 213V212H81ZM82 213V214H83ZM100 213V212H99ZM125 213L127 214V215H131L132 216V220H130L129 218H130V216H126L125 215ZM131 213V214H130ZM144 213V214H143ZM37 213L36 214H31V216H34V217H29V218H35V217H37V215H38ZM50 214H52V213H50ZM67 214V216H68V214H70V212H67L66 213ZM65 214V215H66ZM145 214H147V215H145ZM44 215V214H43ZM47 215V214H46ZM53 215H56L55 213H53ZM53 215L52 216H50L51 218L53 217ZM56 215V216H57ZM72 215V214H71ZM74 216H75V214H73ZM72 215V216H73ZM81 215V214H80ZM85 215H87V216H90V215H88V214H85ZM115 215V216H114ZM118 215H117V217L116 218H118ZM177 215H179V217L177 216ZM21 216V215H20ZM19 216V217H20ZM24 216V215H23ZM39 216V215H38ZM48 216V217H49ZM55 216V217H56ZM70 216V215H69ZM72 216H70L71 218H72ZM94 216V215H93ZM92 216V217H93ZM96 216H94V217H96ZM134 216V217H133ZM175 216H177V217H175ZM188 216H189V218H188ZM70 217H67L69 220H71L70 222H72V220L73 219H76L75 217H73L72 219L70 218ZM77 217H80V216H77ZM83 217V216H82ZM97 217V218H98ZM122 217V218H123ZM191 217V218H190ZM25 218V217H24ZM28 218V217H27ZM26 218V219H27ZM40 218V217H39ZM42 218V217H41ZM45 218V217H44ZM57 218V217H56ZM56 218H54V219H56ZM62 218V217H61ZM63 218H65V216L63 217ZM67 218H65L66 220H67V222H68V219ZM87 218V217H86ZM85 218V219H86ZM110 218H113V219H110ZM125 218H127V219H129L130 221H131V223L130 222H126L125 221ZM134 218V219H133ZM1 219H2V215H1ZM21 219H23V218H21ZM35 219H37V218H35ZM80 219V218H79ZM79 219H78V221H79ZM91 219V218H90ZM96 219V218H95ZM99 219L98 220H96V223H98L99 224ZM4 219H2V221H3ZM24 220V219H23ZM22 220V221H23ZM34 220V219H33ZM51 220V219H50ZM59 220V219H58ZM65 220V221H66ZM77 220V219H76ZM75 220V221H76ZM83 220V219H82ZM92 220H94V219H92ZM122 220V219H121ZM129 220H127V221H129ZM1 221V222H2ZM6 221V220H5ZM26 221V220H25ZM25 221L24 222H21V224L23 223H25ZM41 221V220H40ZM43 221V220H42ZM47 221V220H46ZM51 221H53L54 222V220H53V218H52V220ZM60 221V220H59ZM77 221V222H78ZM87 221V220H86ZM97 221H99V222H97ZM132 221H134V223L132 222ZM6 222H8L9 223V221H6ZM13 222V221H12ZM33 222V221H32ZM73 223V225L74 224H79V222L78 223ZM91 222V221H90ZM126 222V223H125ZM3 223V222H2ZM27 223V222H26ZM42 223V222H41ZM44 223V225H45V222H43ZM42 223V224H43ZM58 223V222H57ZM88 223V222H87ZM111 223V224H112ZM48 224V221L46 222V225ZM49 224H51L50 222H49ZM48 224V225H49ZM62 224L64 225V223L62 222ZM81 224V223H80ZM90 224V223H89ZM88 224V225H89ZM95 224V223H94ZM101 224V223H100ZM2 225V224H1ZM27 226H31V225H29L28 223L26 224ZM26 225H25V227H26ZM38 225H40V224H38ZM59 225H61V224H59ZM85 225V224H84ZM87 225V226H88ZM10 226V225H9ZM12 226V225H11ZM24 226V225H23ZM41 226V225H40ZM39 226V228L41 229V227ZM50 226V225H49ZM62 226V225H61ZM77 226V225H76ZM79 226H81V225H79ZM93 226V227H94ZM32 227V226H31ZM82 228H84L83 227V225L81 226ZM96 227L98 228V230L96 229ZM16 228V227H15ZM18 228V227H17ZM27 228V227H26ZM44 228H46V226L44 227ZM48 228V227H47ZM63 228H64V230H63V232L67 229V227H66V225H65V227L63 226ZM70 228V227H69ZM76 228V227H75ZM75 228L73 229V231L75 230ZM79 227H77V230H75L74 231V233H73V231L71 232V234L69 235V236H74V234H76L77 236L78 235H80V234H84V231L86 230V229H83L82 231V233H81V228H79ZM9 229L11 230V228L9 227V228H7V232L9 231ZM12 229H14L13 227H12ZM22 229V228H21ZM24 229V228H23ZM71 229V228H70ZM89 229V228H88ZM4 231L6 230V229H3ZM43 230V229H42ZM47 230V229H46ZM30 231V230H29ZM34 231V230H33ZM50 231V230H49ZM67 231V230H66ZM68 231H69V229H68ZM67 231V233L66 234H68L69 232ZM88 231V230H87ZM87 231H85V232H87ZM6 232V231H5ZM16 232H17V230H16ZM16 232H14L13 230H12V233H15L16 234ZM28 232V231H27ZM60 232H62V227H61V231ZM0 233H2V231L0 232ZM4 233V232H3ZM9 233H10V231H9ZM9 233H4V235L6 234V236H4V235H2L1 234V236H4L5 237V240L3 239V237H1L0 238V242H1V240H2V242L0 243V247L2 248V246L4 245V246H7L10 242V240H9V238L11 237L10 235H9ZM20 233V232H19ZM39 233H41V232H39ZM79 233V234H78ZM11 234V233H10ZM24 234H26V233H24ZM43 234V233H42ZM46 234H47V232H46ZM66 234H65V236H66ZM87 234H88V232H87ZM98 234H100V235H98ZM102 234H103V236H102ZM14 234H12V236H13ZM89 235V234H88ZM15 236V235H14ZM28 236V235H27ZM27 236H26V239H28L29 240V238H27ZM47 236V235H46ZM64 236V235H63ZM68 236V235H67ZM68 236V237H69ZM6 237H9V238H6ZM23 237V236H22ZM48 237H49V235H48ZM76 237V236H75ZM74 237V238H75ZM78 237H80V236H78ZM85 237V236H84ZM88 237V236H87ZM14 237H12L11 238V240L13 239ZM47 238V237H46ZM49 238H51V237H49ZM49 238H47V239H49ZM81 238H83V237H81ZM6 239H8V244H6L7 243V240ZM52 239V238H51ZM61 239V238H60ZM66 238H64V240H65ZM72 239V238H71ZM77 239V238H76ZM75 239V240H76ZM86 239V238H85ZM15 240V239H14ZM46 240V239H45ZM74 240V241H75ZM80 239H78V241H79ZM4 241H6V242H4ZM20 241H23L24 242V238H23V240L21 239ZM19 241V242H20ZM48 241V240H47ZM55 241V240H54ZM4 242V243H3ZM15 242V241H14ZM18 242V243H19ZM22 242V243H23ZM28 242V241H27ZM50 243L52 242L51 240L49 241ZM56 242V241H55ZM68 241H67V239L65 240V242L64 243H67ZM73 242V241H72ZM3 243V244H2ZM16 243V242H15ZM14 243V244H15ZM21 243V242H20ZM19 243V244H20ZM37 243V242H36ZM62 243V242H61ZM75 243H77V241H75ZM75 243H73V244H75ZM23 244H27V243H23ZM22 244V245H23ZM29 244H31V242H29ZM29 244H27V246L29 245ZM35 244V243H34ZM63 244V243H62ZM37 245V244H36ZM14 246H16V244L15 245H13V247L12 248H14ZM19 245L17 244V247H18ZM20 246H21V244H20ZM23 246H25V245H23ZM31 246V245H30ZM49 246V245H48ZM57 246V245H56ZM56 246H54V247H56ZM59 246V245H58ZM56 247V248H59L60 249V247H61V244H60V246L59 247ZM63 246H65V245H63ZM67 247H68V244L66 245ZM110 246V248H111V246H113V247H115L114 249H117V250H113L112 248L110 249V248H108ZM22 247V246H21ZM39 247V246H38ZM37 247V248H38ZM70 247H71V243H70ZM69 247V248H70ZM74 248H75V246H73ZM72 247V248H73ZM104 249L105 248V250L103 251L102 250V248ZM4 248V247H3ZM2 248V249H3ZM20 248V247H19ZM19 248H17V249H19ZM25 248H26V246H25ZM27 248H29V246L27 247ZM33 248V247H32ZM42 248V247H41ZM40 248V249H41ZM69 248H67V249H69ZM99 248H101V250L99 249ZM106 248L109 250H111V253H110V250H109V253L110 254H113V256L112 255H107V253H108V251L106 250ZM15 249V248H14ZM14 249H13V251H14ZM31 249V248H30ZM29 249V250H30ZM64 249H66V247L64 248ZM71 249V248H70ZM69 249V250H70ZM7 250V249H6ZM9 250H11V249H9ZM26 250H28V249H26ZM28 250V251H29ZM32 250L33 249H31V252H32ZM44 250V249H43ZM71 250H73V249H71ZM70 250V251H71ZM112 250H113V252L114 251H116V254H114V253H112ZM25 251V250H24ZM23 251V252H24ZM28 251H27V253H28ZM37 251H38V249H37ZM41 251V250H40ZM60 252H61V250H59ZM63 251V250H62ZM70 251H66L65 250V252H70ZM6 252H8V250L6 251ZM11 252H12V250H11ZM19 252V251H18ZM30 252V251H29ZM64 252V251H63ZM73 253H74V251H72ZM2 253H5V252H2ZM17 253V252H16ZM26 253V254H27ZM40 253V252H39ZM38 253V254H39ZM42 253H45V250L44 251H42L38 256H40V255H42L43 256V254ZM95 253V252H94ZM93 253V254H94ZM8 254V253H7ZM20 255H23V254H21V248H20V253H19ZM18 254V255H19ZM26 254H24V255H26ZM29 254V253H28ZM57 254V253H56ZM55 254V255H56ZM61 254V253H60ZM67 254V253H66ZM65 253H64V255L65 256H67ZM68 254H71L72 255V253L70 252V253H68ZM77 254H79V253H77ZM103 254V255H104ZM3 255L4 254H2L1 256L3 257ZM11 255V254H10ZM14 255V254H13ZM17 255V254H16ZM16 255L14 256V258H16ZM30 255V254H29ZM63 255V256H64ZM73 255H75L76 257L78 256V255H76L75 253L73 254ZM84 255V256H85ZM98 255H99V253H98ZM115 255H117V256H115ZM0 256V257H1ZM12 256V255H11ZM11 256L9 257V258H11ZM37 256V257H38ZM49 255L47 254V256L46 257H48ZM54 256V255H53ZM57 256V255H56ZM97 256V255H96ZM96 256H94L95 258H96ZM107 256H109V257H114L113 259H111V258H108ZM5 257V256H4ZM7 257H8V255H7ZM26 257V256H25ZM32 257H33V255H32ZM41 257V256H40ZM44 257V256H43ZM50 258V261H52L51 260V256H49ZM69 257H70V255H69ZM74 257V256H73ZM92 257V256H91ZM102 256H100V258H101ZM107 257V258H106ZM116 257V258H115ZM13 258V257H12ZM14 258L12 259V260H14ZM34 258V257H33ZM42 258V257H41ZM64 258V262H66V257H63ZM66 258V259H65ZM78 258V257H77ZM80 258V257H79ZM89 258V257H88ZM2 259V258H1ZM0 259V260H1ZM18 259H19V257H18ZM18 259L17 260H15L16 262L18 261ZM26 259H27V257H26ZM35 259V261H37V259L36 258H34ZM34 259L33 260H30V261H34ZM44 259H46V258H44ZM43 259V260H44ZM70 258H68V260H69ZM94 259V258H93ZM4 260V259H3ZM22 260V259H21ZM28 260V261H29ZM42 260V261H43ZM73 260H75L76 261V259H73ZM84 260V262H85V259H83ZM90 260H92V259H89L88 261H90ZM98 260V259H97ZM7 260L5 259V261L4 262H6ZM14 261V262H15ZM45 261V260H44ZM59 261H61V260H59ZM75 261H69V263L70 264H72L71 262H74L75 263ZM79 261V260H78ZM77 261V262H78ZM93 261H95V260H93ZM8 262V261H7ZM39 262H40V260H39ZM46 262V261H45ZM80 262H82V260H81V258H80V261H79V263ZM91 262V261H90ZM89 262V263H90ZM18 263V262H17ZM21 263H23V262H21ZM32 263V262H31ZM30 263V264H31ZM43 263V262H42ZM51 263H53V262H51ZM59 262H57V264H58ZM62 263V262H61ZM60 263V264H61ZM67 263H68V261H67ZM68 263V264H69ZM73 263V264H74ZM83 263V262H82ZM86 264L88 263V262H85ZM2 264V263H1ZM5 264V263H4ZM9 264H10V261H9ZM12 264V263H11ZM24 264V263H23ZM26 264V263H25ZM33 264H36V263H33ZM44 264V263H43ZM54 264H56V262L54 263ZM93 264V263H92ZM95 264H97V263H95Z\"/></svg>", "mask_w": 264, "mask_h": 264}]
</instances>
